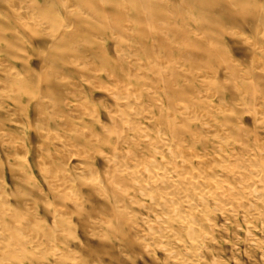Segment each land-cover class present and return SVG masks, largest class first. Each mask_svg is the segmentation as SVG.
Listing matches in <instances>:
<instances>
[{
    "label": "rangeland",
    "instance_id": "1",
    "mask_svg": "<svg viewBox=\"0 0 264 264\" xmlns=\"http://www.w3.org/2000/svg\"><path fill=\"white\" fill-rule=\"evenodd\" d=\"M44 1H46V0H43V2ZM75 1L76 0H72V1L71 0H51V2H49V3H51V5L48 6L49 8L46 7L49 10H47L45 8L46 10L45 9H43V11L39 10L40 11L39 12L38 10L37 11H31V9L29 10V8L30 7L32 8V6L34 5V3H35L34 0H0V91H1V93H0V105H1L0 106L1 107L0 108V114H2V117L0 116L1 117L0 123L6 124L5 129L0 130V132L2 131V133H0V137L1 136L3 137V139L0 138V168H1L0 169V189H1L0 190V193H1L0 194V203H1L0 204V217L2 218V219L0 218V221H1L0 222V246H1V248H0V264H4V263L5 264H54V263L55 264H117L118 262H119L118 264H175L177 262V259H178V257L176 258V254L180 255L178 262L176 264H196V263L198 264V262H199V264H264V203H263L264 198H262V196H264V185H262V184H264V182H263L264 177H261V176H264V146H263L264 145V118H263L264 117V22H262L264 20V0H247V1L242 0L241 3H243V5H241V3L240 4H233L229 9H226L223 7L221 8L222 4H220V3L222 1H219V0L216 2H213V3H210V4L207 1L203 2V0H200V3L198 4L199 7L195 4L200 9H198L195 6H189V9H187L188 6L185 4V2L183 0H174V1L173 0H156V1L153 0L155 7H149V9L147 7H143L144 12H142V10H141L142 7L139 9V6H138V8L136 9V7H137L136 5H135L136 7L134 9L133 8L134 4H133V6L130 5L131 0H116L119 4L122 5V7H124V9H123L120 6L121 11H119V9H117L116 7L115 8H112L113 6L111 7L110 3H113L115 0L114 1H112V0H107V1L106 0H97L95 2H92V1H84L83 2V0H78L77 2H75ZM243 1L244 2L246 1L248 6ZM11 2H13V3H11ZM117 2H114V3H117ZM123 2H127V4H125ZM156 2H158V4ZM161 2L163 4H165L166 8L164 7L163 4H160ZM134 3H136V2H134ZM106 4H108V5H106ZM123 4H125V6ZM126 5H127V7H126ZM128 5H130V6H128ZM160 5H163V6H160ZM218 5H220V6L216 7ZM237 5H240L241 7L238 6L239 7L238 8ZM175 6H177V7H175ZM243 6H244V9H242ZM158 7H159V9H158ZM125 8L129 9L128 10L129 12ZM175 8H176V10H175ZM217 8H220L219 9L220 11H218ZM147 9L150 10L149 12H151V10H152V12L149 13ZM156 9H157V11H156ZM201 9H205L208 12L205 10L203 11ZM262 9H263V11H262ZM132 10H134V11H132ZM139 10H140V12H139ZM158 10H160V11H158ZM254 10L255 11L258 10L257 11L258 15L253 14ZM135 11H136V15H135ZM216 11H218L219 13ZM112 12H115V13H112ZM156 12H158V13L161 12V13H163V15L162 14L156 15V17L158 16V19H156V20L154 19V21H153L152 15L157 14ZM166 12L169 13V15H170L169 18L167 16L168 13H166ZM198 12H201V13H198ZM261 12H262V14H261ZM109 13H111V14H109ZM121 13L123 16L121 15ZM140 13H143V14L141 15ZM211 13L212 14L215 13V15L214 14L212 15ZM217 13L219 15L221 14L222 18L224 17V19H226V21L223 19L226 24L219 23V21L217 19L219 17V15H217ZM79 14H82V16L84 17L83 20H82V16ZM113 14H115L114 16H116V17L119 15L118 17H120V18L114 17ZM144 14H146V16ZM75 15H76V17H74ZM126 15H127V17H126ZM128 15L131 19H129V21H126V20H128ZM132 15H135V16H132ZM137 15H140L141 17L140 16L138 17ZM161 15L164 17V19L161 17ZM165 15L168 19L165 17ZM204 15L206 18L204 17ZM209 16H211V18ZM124 17H125V19L126 18L127 19L125 20ZM143 17L146 20V22L144 21V19H142ZM159 17H161V18H159ZM202 17L205 18V20ZM138 18H141V20H143V21L142 22L138 21L139 20ZM121 19L125 20V22L120 21L121 22V24H120L119 20H121ZM150 19H152V20H150ZM169 19H171V20H169ZM158 20H159V22H158ZM163 20L164 21L168 20V21L166 23ZM208 20L212 21V22H209ZM230 20H232L233 22H230ZM133 21H135V22H133ZM160 21L162 23H160ZM205 21H207V22H205ZM137 22L139 24L141 23L140 25L142 27L144 26L142 29V32L145 31V29H146V30H148L149 33L151 32L150 33L151 35L149 33L147 34V31H146V33L143 32V34L140 33L141 26L138 25ZM154 22L159 23V24L156 25ZM213 22L218 23V26L216 23V27L219 29V31H218V29L216 30V27H214L215 30H211L213 28L212 26H215L212 24ZM77 23H80L79 26ZM136 23H137V25H136ZM142 23H144L145 25H143ZM200 23H202V24H200ZM205 24H206V26H205ZM221 24L223 26H221ZM80 25L82 27H80ZM123 25L125 26L124 28H123ZM147 25L150 26L151 30H150L149 26L147 27ZM133 26L135 29H132ZM209 28H211V29H209ZM85 29L87 30V32L89 31L90 33H87ZM137 29L139 30V32H136ZM206 29H207V31H206ZM81 30H85L86 33L83 34L84 31H82L83 32V33L81 32L82 35H81V33L78 34ZM174 30L175 31L177 30L175 35L173 34ZM178 31H179V33H178ZM68 33L72 37L67 38V35L69 36ZM76 33H77V35H76ZM138 33H139V35H138ZM185 34H187V35H185ZM88 35L91 36V38H88ZM122 35H124V37H126V39H129V40L127 41V40H125V38H122L123 37ZM127 35H129V37ZM73 36L76 38H73ZM84 36H86V37L84 38ZM145 36H147L149 38V40L147 38H145ZM162 36L164 37L165 42H163L164 39ZM175 36H177V37L175 38ZM132 37H135V38L132 39ZM161 37L163 39L162 41L160 40ZM153 38H155V43L152 42V40L154 41ZM166 38H169V39H166ZM209 38H211V39H209ZM61 39H62V41H61ZM135 39H137V40H135ZM145 39H147V40H145ZM145 44H146V46H147V44H149L147 47L152 46V47L148 48L150 51L147 49ZM154 44L157 46L154 47ZM58 45H59V47H58ZM56 46H57V48H61V49L57 50ZM139 48L142 49L143 51L140 50ZM174 48L176 50H174ZM52 49H53V52H54V50H55V52L56 51L57 52L52 53ZM136 49H139L140 52H138V50H136ZM153 50H154V52H153ZM155 51H156V53H155ZM203 51H205V52H203ZM150 52L154 56L150 55L151 54ZM186 53H187V56H186ZM156 54H157V56H155ZM181 55H182V57L185 55V57H183L184 60H183V58L179 57ZM157 59L160 60V62H159V64L161 63L160 65L158 64ZM131 62H133V64ZM148 63H150V64H148ZM155 63H157V64H155ZM180 63H182V64H180ZM127 64H129V66H127ZM91 65H93V66L91 67ZM131 65H133L132 69H130ZM156 65L160 66V67L158 68ZM124 66H126V67H124ZM149 66L151 67L152 73H151V71L148 70V68L150 69ZM161 66H164V67H161ZM176 66H177V70L175 69ZM134 67H135V69H139V70L135 71ZM153 67L155 68V70ZM156 67H157V69H156ZM89 68H91V69H89ZM178 68L180 69L179 71H178ZM188 68L192 71L188 70ZM133 69H134V71H133ZM173 69L175 71H178V72H175ZM131 70H132V73H131ZM138 71H140V72L138 73ZM135 72H137L138 74H136ZM153 72H155V74L156 73L157 74L155 75ZM162 72H163V75H161ZM179 72H181V74ZM190 72H192V73H190ZM107 73H109V74L112 73L111 76L117 75V76H120L123 78H126V75L132 74L133 77H135V78H133V77H131V78H133L134 80L137 79L140 82L139 85L141 87L139 85H137L136 82H132L131 84L133 86L129 85L128 87L121 84V86L126 88L125 89L126 91L132 92V94H130V100L132 103L131 105H133V106H129V108L127 107V108H125V109L123 108V109L127 110V111L129 110L128 113L132 112L131 110L133 108H135V110L138 109V111L133 110V113L135 111L134 114L133 113L128 114L125 111L127 113L125 115V112L123 111V114L125 117H127L128 115L130 116V118L132 117L129 120H132L133 118L134 119L137 118V120H135V121L132 120V122L134 121V122L138 123V124H136L133 122L136 126H138L136 129H135L136 126L134 124H131L132 126H135L133 128L131 126H130L131 128H129L127 124L125 126L123 125V128H125L124 130L125 131L127 130V133L131 137L134 136V138H135V140L131 139V141H130L131 143L132 142L133 143L130 144V146H128V147H130L128 150L129 153L127 151V149H128L127 146H122L121 147L122 151H119L120 149L118 151H116L114 149L116 147V145L114 144V138L116 136L118 138L122 133V131H120V130L118 133V131H116L117 127H115V121H118L122 118V115H121V118L117 119V118H119L122 111L119 110V111H121V112H119L118 109H116L114 107V104H115L114 98L115 97L118 98V96H120V98H121V97H123V95L125 96L126 91L124 90V88L120 87V85H119L120 83H118V85H116V83H114L112 81V80H115L114 77L109 78L110 75ZM141 73H142V75H141ZM143 73L146 77L147 82L150 78H153V79L152 80L150 79L151 81H149L148 83L146 81L144 82L145 77H144ZM147 73H149V75ZM168 73H169V75H168ZM177 73H178V75H181L182 77L176 76V79H175V74H177ZM188 73H190V74H188ZM139 74L141 75V77L138 76L139 78H136V76ZM16 75H18V76L21 75L22 77H24L26 79V84H25L26 92H25V95L23 97L22 102L21 101L18 102L14 99L15 94L10 92V89H9L11 84H7L6 82H4V80L7 77L16 76ZM156 76L160 77L161 79L156 78ZM162 76L165 77V79L162 78ZM205 76H207V78L209 77V79H207ZM147 77H149V79H147ZM167 77H168V81L169 80L170 81L175 80L174 83L176 82V85H175L176 89H178V90L181 89V91L186 92L189 95L190 94L192 95V97L190 96V98H188V100H187L186 105H188V106L184 105V102H178V105H177L178 109L179 108L181 109L180 117L182 116V114H184L187 117L192 118V125L193 126H192L191 132L193 131L192 134L195 135V137L197 138V140L194 142V144H192V146H190V144H189L192 142H188V141L184 142L186 145L182 144L183 147H186L184 149L182 148L183 149L182 152L184 153V156L186 157L185 158L186 162H185V160H184V162H183V160H178L179 170L181 169L180 172H182V170H183L182 167H184V165L192 168V165L194 164V168L192 169V172L193 173H194V171L196 173L199 172L198 174L195 173L197 176L200 174L202 175L201 172H203L205 170H206L205 173L209 172L208 175H205L203 172L204 177L205 176H206V178L208 177V180H209L208 181L206 179L207 180V182H206L205 178H204V180H202L203 175L197 177L192 172L188 173V171H183L185 178H191V179L194 178L195 180L198 178L196 181L194 180V182L198 183V186L199 185L202 186V184L205 186V184H204L205 182L207 183V185L212 184V181L214 183V177L212 178L211 176L216 177V174L219 176V177L217 176L216 179L218 178L223 182L225 181L224 183L223 182L221 183V182H219L220 180L215 179L217 182H216V184L214 183V186L219 185V187L215 186L211 191L213 192V190L215 189L214 191H217L216 193H218V196H216L215 193H213V194H211V198L209 197V200H208V196H209L211 191H207V190H209V188H212L213 185H212V187L208 186L207 187L208 189L206 187L202 188L203 186L202 187L199 186V189H197L195 191V194L197 193L196 197L198 196V198H199V199L197 198V200L199 202L198 204H200V207L197 204L196 209H195L197 211H195V210L193 211L194 216L192 217L191 215L188 214L186 216L185 220H180V221H177L171 217L172 216L171 215L172 210L169 209L170 210V211L168 210L169 212L167 210L163 211L161 208H159L155 204V202H153V201H155L156 197H158L159 195L147 193V192H149L148 188L150 187V185H152L151 181H152V183H155L154 181H156V180H162V179H160V177H162L163 179H164V177L167 179H171V177L173 176V174L171 173V170H168V169H171L170 167H172V168L174 167V165L172 164L174 161L173 160L174 155H172V154H175V151L177 149H175L176 147L172 146L173 142H172V136L170 135L171 131L169 133V126L167 127V125H168L167 122L169 120L173 119L174 115H171L173 112V110L171 108L169 109L168 106H167L168 108H166V102H165L166 98L163 97V96H165V94L161 90V87H163L162 85H164L165 81L167 80ZM186 77H188L189 79H187ZM47 79L49 81H52V83H54V84L58 83V85H61V87H64V89H65V87L68 88L67 91H64L65 94L74 90V92H76L77 95L75 97H72L73 100H71L72 99L71 96L69 98V97L61 95L60 93H58L56 90L52 89L51 87L49 88V86L47 85V82H46ZM157 79L161 82H158ZM141 80H142V82H141ZM177 80H179V81H177ZM106 81H108V82H106ZM154 81H155V83H154ZM70 82H71V84H70ZM156 82H158V83H156ZM178 83L181 86H179ZM181 83H184V84L186 83V84L183 85ZM112 84H113V86H112ZM159 84H160V86H159ZM235 84H237V86H235ZM78 85H79V87H78ZM114 85H115V87L116 86L117 87L119 86V87L115 88ZM151 85H153V87ZM107 86H109V89L112 87L111 91L109 90L110 92H108ZM137 86H139V88ZM142 86H143V88L145 86V88H144L145 92H144V89H142ZM192 86H193V88L195 87L194 89H196V90H194L192 88ZM76 88H77V90L75 91ZM120 88H121V90H124L123 91L124 93L122 91L119 92L118 89H120ZM150 88H151V91H150ZM4 89H6V91L8 93ZM114 89H115V91H117L116 93H115V91H112ZM238 89H239V91L240 90L241 91L239 92ZM136 90H137V92H136ZM147 90H149L150 92L149 91L146 92ZM156 90H157V92L159 90V93H157ZM142 91L144 92L143 94L145 96L147 95L146 97L149 100H151V99H150V97H148V95L151 96L152 99L155 98L154 99L155 101L154 100L152 101L153 105L152 104L149 105V103H152V102L151 101L149 102L147 100V98H145V96L144 97L139 96V95H143ZM111 92H112L111 95L113 98L110 95ZM113 92H114V94H117V95L114 96ZM118 92L120 94H118ZM208 93H209V95H208ZM214 93H215V95L212 96ZM137 94H139L138 97H137ZM158 94H160V96H162L160 98H163V99H160ZM201 94L202 95L204 94V97H202ZM195 95L198 99L196 97L194 98ZM110 97H111V101L113 102V103L111 102V104L109 103ZM221 97H222V99H218ZM137 98H138V100H136ZM38 99L39 100L41 99L43 101L44 107H46V108H44V111L45 110L46 111L45 112L42 111L45 115H42V113L40 115L38 114V116H40V117H38L37 115L34 114V110L36 107L35 105H37L40 102ZM158 99H160V100H158ZM195 99H197V100H195ZM209 99H211L212 102ZM35 100H37L38 102ZM157 101H159V103H160V101H162L163 103L161 102L160 105H158L159 103H157ZM188 101L191 104L188 103ZM208 101H210V102H208ZM133 102L136 105H134ZM138 104H142V106L138 105ZM137 105H138V107H136ZM156 105H157V107H156ZM211 105H212V107H211ZM152 106L156 107L155 109L161 108L163 110L159 109V112H157V110H154V108H152ZM162 106H164V107H162ZM183 106H186V108L184 107L185 109H183ZM189 106H190V108H189ZM192 106L194 107V109H191ZM86 108H87V110H86ZM199 108H200V110H199ZM66 109L68 110L69 113L71 112L72 115H70L68 113L69 116L66 117L68 115V114L65 115V113H67ZM75 109H78V110H75ZM146 109L149 111H147ZM150 109H152L154 111H152V113H150L151 112ZM189 109L191 111H189ZM214 109H215V111H214ZM63 110L65 111L64 113H63ZM71 110H74L76 113L74 114V112ZM115 110L118 111L117 114H116ZM139 110L141 113L139 112ZM166 110L167 111L172 110V112L170 111L171 112L170 113L168 111L169 112L168 113ZM110 111L112 114L110 113ZM112 111H114V112H112ZM199 111H202V112L200 114H198ZM216 111L217 112L219 111V112L217 113ZM223 111H225V112H223ZM106 112H107V114H105ZM148 112H149V114H152L154 117L150 116L148 114ZM205 112H206V115L208 112V115H209V116L207 115L208 117L205 115ZM113 113L116 114L117 117L114 116ZM145 113L148 114L149 118H148V116L146 117ZM159 113H161V114H159ZM110 114L113 116H110ZM141 114H143V115H141ZM213 114L215 115V117L216 116H218V117H216V118L213 117L214 116ZM7 115H8V117H7ZM91 115H93V116H91ZM137 115L138 116L141 115L142 118L140 116L138 117ZM165 115L169 118V120H166L168 118ZM234 115H235L236 119H235ZM71 116H74L75 119L73 117H72L73 118L72 119ZM210 116H211V118H209ZM206 117L209 119V121H207ZM7 118H8V120L9 119L12 120V121L9 120L11 123L8 122ZM78 118H81V119H78ZM128 118L129 117H127V119ZM138 118H140L139 120H142V121H139ZM144 118H145V120H144ZM152 118H155V119L152 120ZM237 118L240 120H238ZM110 119H112V120H110ZM158 119H160V120H158ZM143 120H144V122H143ZM211 120L213 123H211ZM218 120L220 122H218ZM111 121L114 122V127L116 129L112 128L113 130H110L109 131L110 134H109L108 129L113 127L111 125L112 124ZM153 121L154 122L160 121L159 122L160 125L157 122H155V125H154ZM221 121H222V123H221ZM233 121H235V122H233ZM59 122L61 124H59ZM64 122H66V123H64ZM142 122L145 124V126H144V124H141ZM206 122L207 123L209 122L210 125L206 124ZM199 123L200 124L203 123L202 124L203 126L202 125L200 126ZM217 123H219V124H217ZM229 123H230V125H231V123L232 124L235 123L234 124L235 126L234 125L230 126ZM62 124H65L66 126L65 125L62 126ZM102 124H105L106 126L105 125L103 126ZM156 124H158L159 126H161L162 124L163 125L161 126V129H160V127ZM220 124H222L221 125L222 127H220ZM100 125H102V127ZM211 125L214 128H212ZM126 126L129 129V131L126 128ZM146 126H147V128H144ZM139 127H141V129ZM203 127H204V129H203ZM9 128H10V130H9ZM91 128H92V131H90ZM98 128L100 131L99 134H101V132L102 133L104 132L105 134L103 133L104 134L103 136H105L106 138H107V134H108L110 137V138L108 137L110 139V141L108 140L109 142L106 144L102 138V141L105 145H103L101 143L100 144L98 143L97 145H93V146H92V144L89 145V143H91L92 141L94 142V140L101 139L102 135L98 137V135H99L98 134V132H99ZM123 128H121V129H123ZM153 128H154V130H150ZM196 128H200V129H196ZM208 128L212 131L208 130ZM222 129H224V130H222ZM230 129H232V130L235 129L233 132H235L234 135L237 134L236 137L238 139L233 135V133L231 132L232 130L230 131ZM33 130H35V131H33ZM105 130H106V132H105ZM124 130H123V133L125 132ZM143 130L146 132H143ZM199 130H201V131H199ZM221 130H222V132H221ZM74 131L77 133H75ZM93 131H95V132H93ZM114 131H116L120 135L119 136L116 135L117 133ZM150 131L153 133H150ZM202 131L203 132L206 131V132L203 133ZM213 131H217L216 132V136L218 134L217 137H215V135H214L215 132H213ZM79 132L83 135V137ZM162 132H164V134H166L167 139L166 138L164 139V137L162 136L164 134H162ZM78 133L80 134V136ZM144 133H145V136H144ZM146 133L149 135V137L151 135V138H149L147 135L148 139H146L147 138ZM157 133H160L159 135H161V136H159ZM197 133L199 134L200 137L198 136ZM211 134L214 136H212ZM222 134L226 138H224V136ZM138 135H139V138H138ZM205 135H206V137L204 138L203 136H205ZM243 135L245 138L242 137ZM40 136H42V138ZM71 136L74 137L73 138L74 140L72 139ZM76 136L77 137L79 136V138H77ZM86 136H88V137H86ZM142 136L146 137L145 140H144V137H142ZM209 136H210V138H207ZM233 136L235 137L234 140L232 139ZM96 137H98V138H96ZM202 137H203V139H202ZM256 137H258V138L255 139ZM69 138H71V139H69ZM76 138H77V140H75ZM93 138H94V140H93ZM117 138L115 139L116 141H117ZM216 138L219 140H216ZM222 138H224V140ZM151 139H153L154 141H156L158 139L160 143H161V140L163 139L161 145H163V143L165 142L168 144L167 147L169 146V150H171V151L173 149L175 150V151L173 150V152H169L168 148H167V149H165V151L163 153L164 156L166 155L165 156L166 162L169 161V163H171L170 165H172V166H167L164 163L165 160L162 159L164 157L162 154H157L159 156L155 155L153 158L151 156H146L147 158L142 157L143 160H141V157H137L139 164H138V161L135 163V161H136L135 159H137V158L134 157V155H136V152H138L140 149L144 148L145 146H148V147L153 146L152 148H155V147L160 145V143L156 144L158 142V140L156 141V143L153 142L154 144L153 143L151 144V142H152ZM3 140H4V142H1ZM29 140H30V142H29ZM72 140L75 142L73 143ZM198 140H200V142ZM204 140H205V142L207 140V142L205 144L209 143V147H208V144L205 146V144L203 143ZM149 141H150V143H149ZM214 141H216V142H214ZM225 141H226V143H225ZM241 141H243V142H241ZM65 142H67V143H65ZM137 142L140 144H138ZM197 142H198V144H196ZM75 143H76V145H75ZM135 143H137L138 145H136ZM147 143H149V144H147ZM165 143H164V145H165ZM199 143H200V145H199ZM201 143H203L204 145L203 144L202 145L207 147V148H204L201 145ZM242 143H243V145H242ZM216 144H218L220 147ZM228 144L230 147H228ZM133 145H136V146L134 147ZM142 145H143V147H142ZM187 145L189 146V148L193 147L190 149L192 150L191 152L194 151L195 153L201 152L202 149H206V150L208 149L207 151H205V150H202V151H203V153L205 152L207 154V157L210 156V157H208L209 162L210 161L212 162L213 158H214L213 161L216 160L218 155H220V158L223 155L224 157L220 159V160H222L221 162H219L218 158H217L218 161L216 160L213 163L210 162L211 166L213 165L211 168L216 173L212 169L210 170L208 168V166L210 167V165L206 163V161H207L206 156H201L203 154L202 152H201V154L198 153V155H196L197 158L195 159L194 155H192L194 157H192L190 155L191 152H190V149L187 147ZM211 145L213 147L216 146V149L214 147V149L212 150L213 152L211 151V149H212ZM256 145L258 148L256 147ZM88 146L89 147L92 146L91 148H89V151L87 149ZM137 146L138 147L140 146L139 149ZM240 146H241V149H240ZM172 147H174V148H172ZM221 147H224L223 148L224 150ZM231 147H232V150L230 149ZM92 148L94 149V151ZM103 148H105V149H103ZM135 148L138 151H136ZM170 148H172V149H170ZM219 148H221L222 151L221 150H219V152L216 151ZM236 148H237L238 152L240 150L243 151L242 152L243 154H241V151H240V153H237ZM242 148L244 150H242ZM254 148L256 150H254ZM109 149L110 150L113 149L114 152H112V153L117 154V155H114L115 156L114 157L113 154H109V153H111V152H109L110 151ZM131 149L133 152L135 150L134 155L132 154ZM90 150L93 152H91ZM100 150L103 151L102 154H101ZM125 150L129 154L128 155L126 153L127 156H130V154L133 155V156H131L132 158L129 157L130 158L129 159L124 154ZM184 150H187V151L189 150V152L184 151ZM141 151H139V155H140ZM83 152H84V154H83ZM121 152H122V154H121ZM186 152L189 155V158H191V157L193 158V162H194L193 164H192V160H188L189 158L187 157L188 155L186 154ZM194 152H193V154H195ZM208 152H209V154H208ZM257 152H259V154ZM103 153H104V155L106 154V158L103 155ZM118 153H119V155H118ZM165 153H167V154H165ZM168 153L169 154L171 153L170 155H172L173 157L170 158ZM214 153L216 154L215 155L216 157L214 156ZM65 154H66V156H65ZM120 154H121V156L124 154L123 156H125V159L124 158L123 159L125 161L123 160L121 162L122 164H117L118 162L121 161V159L123 157V156L119 157ZM229 154H230V156H228ZM244 154H247V155H244ZM252 154L253 155L255 154L256 157L253 156ZM88 155H89V157H88L89 159L86 158ZM160 155H162V156H160ZM231 155H233V156L235 155V156L233 157ZM257 155H259V156H257ZM84 156H86V157H84ZM91 156L94 157L95 160ZM116 156H118V158H121V159H118L119 160L118 162H116L117 161ZM65 157H69V158L66 159ZM113 157H114V159L116 158V160H115L116 166L119 165L120 167L122 166L123 168H125V167H132L131 164H135L134 166L137 167V169L134 168V166L132 167V169L134 168V170L136 169V171H138V169H139L140 173H139V171L137 173L139 175L141 174L140 177H139V175L136 176L137 175L136 171H134V170H133L134 172L131 171L132 176L134 177V178H132L133 181L131 180V182H129L128 184L123 183L122 184L123 186L118 185L115 182H112L114 180L111 177V175H112L111 173L109 175L110 180L107 179L108 177H106V176L109 172H107V167H106L107 162L104 159L109 160L111 158L113 159ZM203 157H205V159ZM259 157H261V160L259 159ZM198 158L200 159L199 160L200 163L197 160ZM224 158L226 159V161ZM243 158L245 160H248L249 158H251V159H249L246 163ZM254 158L258 162H260L261 164L257 163ZM114 159L112 161H114ZM144 159L146 161H144ZM152 159H154V160L156 159L159 162L161 161L160 163L165 164V165L164 166L161 165L158 161H156L157 164H155V162H152V161H154ZM252 159L255 160V162L252 161ZM201 160H204V163H206L207 165L205 166V164H204V167H203V165L201 164L203 161H201ZM227 160H229L230 162L229 161L227 162ZM236 160L238 161L237 163L235 162ZM240 160L242 161V163ZM129 161H131L130 165H128ZM147 161H148V164L151 167V169L153 168L157 171L158 175L157 174L156 175H157L158 179L155 178L154 174H153L152 178L151 177L144 178L146 171H149L148 169H150V168H148L147 163L145 164V162H147ZM187 161L188 162L190 161L191 163H189V165H188ZM126 162L128 163L127 164L128 166H126ZM141 162H143V163H141ZM195 162L196 163L198 162L199 166L197 164H195ZM215 162H216V164H215ZM226 162L228 164H226ZM248 162H249V165H248ZM253 162H254V164L257 163L256 165L260 164V166H261V167L259 166L261 169L260 175L258 174L259 173V170H258L259 167L258 166H256V165H255L256 167L253 166V168H255V169L252 171L253 168L251 167L252 166L251 163H253ZM181 163H182V167H180ZM183 163H185V164L183 165ZM230 163H231V165H229ZM232 163H234V164L240 163L241 165H243V164L244 165H243V167H241V165L238 164L240 166L239 167L238 165L233 166ZM1 164H3L2 167H1ZM8 164H9V166H8ZM140 164H142V166ZM167 164H168V162H167ZM200 164L202 165V167L204 169L201 167ZM75 165L78 167L82 166L85 169H82V167L78 168ZM196 165H197V168H196ZM226 165H229L228 167H230V168H227ZM72 166H73V168H72ZM104 166H105V168H104ZM140 166H141V168H140ZM144 166H147L145 168H148V169L144 170L145 169V168H143ZM224 166L226 167V169ZM62 167H65V168H63L65 172L61 171ZM86 167H87V169H86ZM161 167H163V168H161ZM218 167H219V169H218ZM245 167L247 170L245 169ZM60 168H61V170H60ZM198 168L202 169V170L199 171ZM233 168H235V169L232 170ZM236 168H238V170H240V172ZM256 168H258V169L256 170ZM3 169L7 170V173L5 174L6 176L3 175V173H2ZM140 169H142V170H140ZM163 169L168 170V173H166L167 172L166 170L164 171L166 173L165 176H163V173H162ZM223 169H225V171ZM227 169L229 170V172L227 171ZM160 170H161V172H160ZM172 170H174V168ZM230 170L233 171L232 175L229 174L231 172ZM243 170H244V172H243ZM10 171L13 173V177L11 176L12 174L10 173ZM59 171H61L60 172L61 174L60 173L58 174ZM70 171H72V172L70 173ZM142 171L145 172V174L142 175ZM151 171H149V172H151ZM211 171H213L214 174L212 173V175H211ZM222 171L224 172V174ZM235 171H238V173H241V174H238V173L236 174V173H234ZM248 171H251V172H248ZM254 171H255V173L258 174L256 177V178H258L257 182L255 180L256 179L255 176L254 177L253 176L248 177L249 173H250L249 176H251V173L252 172L254 173ZM55 172L57 173V175H55L56 174ZM76 172L80 173V174H77ZM81 172H84L85 174L81 173ZM186 173H187V175L188 174L189 175L187 176ZM242 173H244L243 176H241ZM71 174H74L75 177ZM81 174L84 176H81ZM222 174L225 175L224 178H222L223 177ZM190 175L193 177H191ZM50 176L51 177L53 176V179L48 178ZM57 176H58L59 180H57L58 179ZM76 176H77L78 180L80 179L78 182L76 181V179H77ZM100 176H101V178H100ZM141 176H143V177H141ZM146 176L148 177L147 174H146ZM209 176L211 179H209ZM239 176H241V178H239ZM73 177H74V179H73ZM232 177L233 178L235 177V178L233 179ZM142 178H144V179H142ZM236 178L238 181L237 180L235 181ZM249 178L253 182L251 185L248 184L251 182V180ZM199 179H201L200 181H202V182L205 181V182L202 184H199ZM246 179H247V181L245 182ZM50 180L52 181V184H51ZM97 180H98V182L96 183ZM103 180L107 181V182L106 183L102 182V185H101V181H103ZM135 180H137V181L139 180L142 183L138 181L139 186H137V183H136L137 181H135ZM241 180H242V182H240ZM86 181H88V182L86 183ZM90 181H91V183H90ZM144 181H145V183L147 182L146 195L144 193L145 189H146V187H145L146 184L144 183ZM192 181H193V179H192ZM248 181H250V182H248ZM81 182H83V183H81ZM209 182H211V183H209ZM255 182L258 184L257 186L256 185L253 186V184H256ZM92 183H93V185H92ZM107 183H110L109 185L111 186V189H110L109 185H107ZM111 183H114V184H111ZM135 183H136V185H133ZM148 183H149V185H148ZM230 183H231V185H230ZM237 183L238 184H241V183L245 184L246 183V184L238 186ZM73 184H75V185H73ZM104 184H106V185H104ZM224 184H226V185H224ZM62 185H64V186H62ZM68 185H69V187H68ZM117 185L122 186L121 190L117 189L118 188ZM130 185H132V186H130ZM90 186H95L97 188L93 189ZM115 186H116V189H115ZM125 186L128 188H130V187L131 188L127 190V188H125ZM140 186H142V188ZM63 187H64V191L62 193ZM104 187H107V188H105V190H104ZM112 187L114 188V190H112L113 189ZM133 187H135V188H133ZM143 187L145 188L144 190H143ZM220 187L223 190H224V188H227V189H225L228 192L227 195H226V191L223 192V193H225L224 195H226L227 197H225L224 195H221V194H220L221 196H219V192L221 193V191H223L220 189V191L218 192V189ZM243 187H244V189H243ZM51 188L56 189V192H58L61 196H63L62 200H59L58 198L56 200V198L53 197V194L50 191ZM251 188H253V189H251ZM125 189L127 191H129L130 198L132 197L131 199H133L134 202L136 201L137 198L139 200L137 199L136 203H132L131 199L128 198L129 194H128V196H126L127 191ZM200 189H203V190H200ZM232 189H234L235 192ZM255 189H256V191H255ZM258 189H259V191H261L260 193L263 192L262 195L258 193ZM102 190H104L105 192ZM251 190H253L254 192ZM116 191H117V194L115 193ZM136 191H138V193ZM201 191L202 192L206 191L209 193L207 195L206 192H203L206 194L205 197H203L204 195H202L203 193H201ZM248 191L250 192V194ZM43 192H44V194H43ZM97 192H99V193H97ZM111 192H114L115 194L114 193L113 194L115 196H112ZM139 192L140 193L143 192L144 195L140 194ZM236 192H237V194H236ZM242 192H244V194H248L247 199H245L246 201H248L247 203L245 202V200L241 199L242 197H240V195H238V194H241V196H243V199H244V196H246V195H244ZM50 193H51V195H50ZM118 193L120 195L122 194V196H120ZM68 194H70V195H68ZM88 194L89 195L92 194L94 196V199L91 200L90 196ZM108 194L110 196H112L110 203L108 202V200L106 198L108 196ZM150 194H151V197H153V198H151L149 196ZM250 195H252V197ZM143 196H146V198ZM170 196H171V198L174 197L173 192L171 195H160L158 197V199H156V200H158V201H156V203L160 202L159 200H161V199H159V198H162V197L165 201H168V199L170 200ZM235 196H236V198H235ZM116 197L117 198L119 197V199H121V201L123 200L122 201L123 203L120 202V200L117 199ZM200 197L203 199V201ZM228 197H232V198L228 199ZM238 197H240L241 200L237 199ZM4 198H5V201H4ZM204 198L206 199V201ZM223 198L226 199L227 202L221 201ZM252 198H253V200H252ZM200 199H201V201H200ZM210 199L213 202L215 201V203H217L216 201L218 199V204L220 203V205L215 204V203L212 204ZM219 199H220V201H219ZM113 200H115V201H113ZM127 200H128V202H127ZM129 200H130V202H129ZM150 200H153V201L149 202ZM207 200H208V202H207ZM18 201L19 202L24 201L28 205H19V204H17ZM83 201H85V202H83ZM139 201H140V205L142 204V207L139 206V204L137 203ZM251 201H253V202H251ZM5 202H9L10 204H12L13 207L9 206L7 204H4ZM203 202H205L206 204H208V203H211V204L205 205V203H203ZM222 202H223V204H224V202H226L225 203L226 205L224 206V210L226 208V211H227V209H229L231 206L232 208H234L233 211L230 208V210L227 211V214L225 213L224 210H223L224 211V213H223V211H221L223 209ZM237 202H239V203H237ZM107 203H109V204H107ZM111 203H113V204L110 205ZM127 203L128 204L131 203L132 205L136 204V205L131 207L132 205L130 204L131 206L129 208ZM150 203H154V204L152 205ZM202 203H203L202 208H204V206H205V208L209 207L210 209L208 208V210H207V208H206V209H203V211H202V208H201ZM231 203H232V205H231ZM233 203H234V206H233ZM241 203H242V205H240ZM244 203H246V204H244ZM80 204H82V205H80ZM149 205H152V207H150ZM213 205H214V207H216V209L213 208ZM253 205H255L254 208H251V207H253ZM103 206H105V207H103ZM106 206H108V207H106ZM145 206H147V209L145 208ZM219 206H220V209L218 208ZM242 206H243V208H240ZM28 207H30V208H28ZM87 207H88V209H87ZM113 207L118 208L117 210H119V212L122 214H123V211L125 210L124 215L126 218L124 219V217H123L122 221L120 223H118V222L121 219H119L115 215L113 216V213L111 212ZM124 207L125 208L127 207V208L125 209ZM136 207L137 208L141 207V208L137 209ZM154 207H156L157 209H155ZM245 207H246V210H245ZM255 207H257V208H255ZM79 208H82V209L78 210ZM143 208H145V209H143ZM153 208L156 210L155 213H154L155 210ZM200 208H201V212L199 211ZM239 208L241 211L238 210ZM5 209H6V211H8V213L13 215V216L12 215L10 216V214L7 213V216H10V218L12 217V219H9L7 216L2 215V213L5 212ZM84 209H87V211ZM91 209L97 210L100 213L99 214H90V212L92 211ZM158 209H159V211H158ZM253 209H256V210H253ZM56 210H58V212ZM65 210H67V211H65ZM205 210H207V211H205ZM211 210H212V212L215 210V212L213 213L214 215H212ZM235 210H237V211L234 212ZM80 211H81V213H80ZM83 211H84V213H87V214L82 215ZM129 211H131L132 213ZM137 211H139V214L137 213ZM152 211L154 214L152 213ZM160 211L161 212L163 211V213H161ZM242 211L243 212L245 211V212L243 213ZM66 212H67V214H66ZM75 212H77V213H75ZM167 212L170 214H168ZM204 212H206V213H204ZM240 212L242 214H240ZM53 213L55 215L54 218H53V216H54ZM57 213H61V214L59 215ZM68 213H70V214H68ZM160 213L162 215V219H161ZM197 213H199V214H197ZM207 213L210 214L211 216L206 215ZM250 213H253V214H250ZM56 214H57V217H56ZM128 214L131 216L129 217ZM164 214H166V215H164ZM235 214H238V215L235 216ZM243 214H245L246 216ZM260 214H261V217H259ZM99 215H101V216H99ZM109 215H111V217ZM134 215H136V216L134 217ZM146 215H148V216H146ZM152 215H154V217ZM24 216H25V218H24ZM62 216H63V218H61ZM89 216L93 217V219L92 218L90 219ZM105 216H106V218H104ZM140 216L142 218H140ZM188 216H190V217H188ZM195 216H197L196 219L194 218ZM204 216H205V218H204ZM208 216H210V217H208ZM114 217H116V218H114ZM187 217L192 219L194 221V224H192L193 221L188 220ZM201 217H203V220L200 222L199 219H201ZM21 218H22V220H21ZM102 218H103V220H102ZM109 218H113V219H109ZM117 218H118V220H117ZM171 218L173 219V221L177 222V224L180 223L179 226L177 224H174L175 222L173 223ZM206 218H208L207 221H206ZM3 219L5 220V224L3 223L4 222ZM78 219H80V221H78ZM97 219H98V221H97ZM126 219L128 221L125 222ZM142 219L147 220L148 223L145 220H144L145 221V223H144V221ZM28 220H29V222H27ZM116 220L118 222H116ZM167 220L172 221V223L174 225L171 224V222H169L170 224H167L166 223V222H168ZM185 221L187 223L189 222L188 223L189 225L191 224L189 226L190 228H188V226H187L188 224H186ZM122 222H124V223H122ZM142 222L144 224H146V226H147V224L149 226L146 227ZM203 222H205L204 225L202 224ZM9 223L11 225H9ZM27 223L28 224L30 223L29 224L30 228L28 225V229H26ZM136 223H137V225H136ZM161 223L163 224V226H165V227L167 226V227L162 228ZM123 224H125L126 227H124ZM133 224H135L136 226L134 227ZM200 224H202V225H200ZM208 224H210V225H208ZM154 225H155V228H154ZM176 225H177V228L181 226L180 227L181 230H178L176 228ZM193 225H194V227L203 226V228H200L201 229L200 230L199 227H197V229H196V228L192 227ZM14 226L15 227L19 226V227L15 228ZM127 226H128V229H127ZM168 226H169V228H168ZM182 226H183V228H182ZM110 227L111 228L113 227L112 228L113 232L111 231ZM138 227L139 228L141 227L140 229H144V230L140 231V229H138ZM149 227L151 229L154 228L155 231L152 229L153 231L150 230V232H149ZM156 227H158V230L161 228L159 232H157L158 230H156L157 229ZM191 227L193 229H196V232H194V230ZM19 228H20V230L22 228V230L19 231ZM83 228H84V230H83ZM172 228H173L174 233L176 232L177 234H179V232H180L181 235L180 234L177 235L175 233V235L177 236V237L175 236L176 239L168 240L169 235L171 234L170 232H172V234L174 235L173 231H170V232L168 231ZM174 228L176 229V231ZM17 229L19 232L17 231ZM57 229H59V230H57ZM166 229L169 232V234H167L168 232L166 231ZM71 230H73V231H71ZM134 230H136V231L134 232ZM184 230H185V233H184ZM186 230H188V232L190 233V234L188 233V236L189 235L194 236V238L191 236L193 239H191V237H189L190 238V240H189V238L187 237V234H186L187 233ZM198 230L199 231L203 230L202 234ZM204 230L206 231L205 233H204ZM127 231H129V232L127 233ZM163 231H164V233H163ZM177 231H179V232H177ZM20 232H23L25 234L21 233V235H20ZM161 232H162V234H161ZM54 233H55V235H54ZM122 233H124V234H122ZM140 233L141 234L145 233L144 234L145 236L141 235ZM157 233L158 234L160 233L162 236L160 234H159L160 236L157 235ZM32 234L34 236H32ZM49 234H51V237L49 236ZM73 234H75V235H73ZM125 234H126V236L123 239V236ZM147 234H148V236H147ZM151 234H153V235H151ZM165 234H167V235H165ZM172 234H171V236L174 237ZM184 235L186 237H184ZM28 236H30V237H28ZM52 236H53V238H52ZM155 236H156V238H155ZM167 236H168V238H167ZM199 236H201V237H199ZM150 237H152L153 240H151L152 238L150 239ZM163 237H164V239H163ZM38 238L40 239V241L38 240ZM159 238H161V240H159ZM178 238H179V240H178ZM199 238H202L203 240L201 239V241H199L198 240ZM28 239H30L29 240L30 242H28ZM147 239H148V241H147ZM165 239L167 241L163 242ZM195 239H197V241H199V244H197L198 242ZM24 240H25L26 246L24 245ZM26 240H27L28 244H26L27 243ZM124 240L127 242H129V240H133V241H136L135 243H137V244H135L132 241V243L129 242V244L127 246H123L127 243V242L124 243L125 242ZM188 240H189V242H188ZM38 241H39L40 245L36 244V243H38ZM169 241H170V243H169ZM175 241H178V242H175ZM183 241H184V243L181 244V242H183ZM51 242H52V244H51ZM190 242H191V245H190ZM146 243L149 245H147ZM200 243H201V245H200ZM132 244L134 245L133 249L130 248V246ZM141 244H142V246H141ZM179 244L182 247H180ZM192 244H193V249H191ZM195 244H197V245L195 246ZM12 245H14L15 247ZM37 245H38V247H37ZM120 246H122L123 248ZM172 247H174L173 250H172ZM186 247L189 249V251L191 250L190 252L192 253L193 256L191 255L190 252H187L188 249H186ZM194 247H197V248H194ZM110 248L112 251L110 250ZM165 248H166V251L168 252V255H167V252L164 251ZM208 248H210V249H208ZM31 249H33V251ZM174 249H178V250H174ZM173 251H175V252H173ZM195 251L196 252L200 251L199 252L200 254L198 253V256H196L195 254H197V253L194 254ZM139 252H141V253H139ZM26 253L29 255H27ZM180 253H182L183 259H185L187 257L188 258L186 260H183L181 258ZM183 253H185V254L183 255ZM115 254H116V256H115ZM141 254H142V256H141ZM190 255L192 256L191 259H190ZM171 256H173V257L175 256L174 259H172ZM26 258H28V259H26ZM199 259L202 261H200ZM55 260H56V262H55ZM174 260H176V262ZM195 260H196V263H193V261L195 262ZM187 261H190V262H187Z\"/></svg>",
    "mask_w": 264,
    "mask_h": 264
},
{
    "label": "bare ground",
    "instance_id": "2",
    "mask_svg": "<svg viewBox=\"0 0 264 264\" xmlns=\"http://www.w3.org/2000/svg\"><path fill=\"white\" fill-rule=\"evenodd\" d=\"M34 1H35V3H34V5L32 6V8H31V7L29 8V10L31 9V11H37V10H38V11H39V10H42V11H43V9H45L46 7H48V6L51 5V3H49V2H51V0H46V1H44V2H43V0H34ZM71 1H72V0H71ZM77 1H78V0H76L75 2H77ZM84 1H92V2H95V1H97V0H83V2H84ZM106 1H107V0H106ZM112 1H114V0H112ZM112 1H111V2H112ZM154 1H156V0H154ZM154 1H153V0H131V4H130V5L133 6V4H134V7H133L134 9H135L136 6H137L136 9L138 8V6H139V9L142 7L141 10H142V12H144V11H143V7H147L148 9H149V7H155V6H154V5H155V4H154ZM173 1H174V0H173ZM183 1H184L185 4L188 6L187 9H189V6H195V7H197L198 4L200 3V0H183ZM198 1H199V2H198ZM204 1H205V2L207 1V2H209V4H210V3L216 2V1H218V0H203V2H204ZM219 1H222V2L220 3V4L223 5V6L221 5V8L223 7V8H226V9H229L233 4H240V3L242 2V0H219ZM246 1H247V0H246ZM246 1H245V2L243 1V2H244L245 4H247ZM73 2H74V1H73ZM114 2H117V1L115 0ZM114 2H113V3H110V2H109V3L111 4V7L113 6L112 8H115V7H116L117 9H119V11H121V10H120V6H121V8L124 9V7H122L121 4H119L118 2H117V3H114ZM128 2H129V1H128ZM132 2H133V3H132ZM134 2H136V3H134ZM177 2H178V1H177ZM11 3H13V2H11ZM70 3H71V2H70ZM123 3L127 4V2H123ZM156 3L158 4V2H156ZM174 3H175V2H174ZM125 4H123V5L125 6ZM160 4H163V3L161 2ZM175 4H176V3H175ZM195 4H196L197 6H196ZM106 5H108V4H106ZM130 5H128V6H130ZM135 5H136V6H135ZM163 5H164V7L166 8L165 4H163ZM163 5H160V6H163ZM177 5H178V4H177ZM186 5H185V6H186ZM241 5H243V3H241ZM185 6H184V7H185ZM219 6H220V5H218V6H216V7H219ZM234 6H235V5H234ZM238 6H240V5H237V7H238ZM247 6H248V4H247ZM72 7H73V6H72ZM109 7H110V6H109ZM118 7H119V8H118ZM126 7H127V5H126ZM175 7H177V6H175ZM178 7H179V6H178ZM198 7H199V6H198ZM198 7H197V8H198ZM240 7H241V6H240ZM48 8H49V7H48ZM179 8H180V7H179ZM202 8H203V7H202ZM232 8H233V7H232ZM232 8H231V9H232ZM238 8H239V7H238ZM254 8H255V7H254ZM254 8H253V9H254ZM25 9H26V8H25ZM46 9H47V8H46ZM46 9H45V10H46ZM125 9H126V8H125ZM148 9H147V10H148ZM158 9H159V7H158ZM160 9H161V8H160ZM180 9H181V8H180ZM185 9H186V8H185ZM198 9H200V8H198ZM217 9H218V11H220V10H219L220 8H217ZM233 9H234V8H233ZM242 9H244V6H243ZM258 9H259V8H258ZM47 10H49V9H47ZM126 10L128 11L129 9H126ZM175 10H176V8H175ZM178 10H179V9H178ZM182 10H183V9H182ZM182 10H181V11H182ZM201 10L204 11L205 9H201ZM214 10H215V9H214ZM221 10H222V9H221ZM255 10H256V9H255ZM255 10H254L255 13L253 12V14H257V11H258V10H257V11H255ZM116 11H117V10H116ZM132 11H134V10H132ZM149 11H150V10H148V12H149ZM156 11H157V9H156ZM158 11H160V10H158ZM161 11H162V10H161ZM205 11H207V10H205ZM218 11H216V12H218ZM223 11H224V10H223ZM225 11H226V10H225ZM262 11H263V9H262ZM39 12H40V11H39ZM125 12H126V11H125ZM125 12H124V13H125ZM128 12H129V11H128ZM128 12H127V13H128ZM139 12H140V10H139ZM139 12H138V13H139ZM151 12H152V10H151ZM151 12H149V13H151ZM162 12H163V11H162ZM175 12H176V11H175ZM207 12H208V11H207ZM216 12H215V13H216ZM107 13H108V12H107ZM112 13H115V12H112ZM116 13H117V12H116ZM127 13H126V14H127ZM131 13H132V12H131ZM156 13H157V14L152 15V16H153V18H152L153 21H154V19H155V20L158 19V16L156 17V15H160V14L163 15V13H161V12H160V13L156 12ZM166 13H168V12H166ZM179 13H180V12H179ZM198 13H201V12H198ZM209 13H210V12H209ZM215 13H213V14L215 15ZM218 13H219V12H218ZM218 13H217V15H219ZM221 13H222V12H221ZM41 14H42V13H41ZM48 14H49V13H48ZM109 14H111V13H109ZM140 14L142 15L143 13H140ZM171 14H172V13H171ZM211 14H212V13H211ZM213 14H212V15H213ZM243 14H244V13H243ZM261 14H262V12H261ZM50 15H51V14H50ZM76 15H77V14H76ZM76 15H75L74 17H76ZM79 15L82 16V14H79ZM114 15H115V14H113V16H114ZM121 15H122V13H121ZM135 15H136V11H135ZM135 15H132V16H135ZM144 15L146 16V14H144ZM162 15H161V17L164 19V17H163ZM199 15H200V14H199ZM202 15H203V14H202ZM212 15H211V16H212ZM257 15H258V14H257ZM81 16H80V17H81ZM103 16H104V15H103ZM118 16H119V15H118ZM118 16H117V17L114 16V17H116V18H120V17H118ZM122 16H123V15H122ZM132 16H131V17H132ZM137 16L139 17L140 15H137ZM137 16H136V17H137ZM167 16H168V18L170 17L169 13L167 14ZM175 16H176V15H175ZM211 16H209V17L211 18ZM52 17H53V16H52ZM52 17H51V18H52ZM77 17H78V16H77ZM126 17H127V15H126ZM140 17H141V16H140ZM150 17H151V16H150ZM155 17H156V18H155ZM161 17H159V18H161ZM165 17H166V15H165ZM204 17H205V15H204ZM215 17H216V16H215ZM83 18H84V17L82 16V20H83ZM166 18H167V17H166ZM166 18H165V19H166ZM168 18H167V19H168ZM202 18H203V17H202ZM205 18H206V17H205ZM205 18H203V19L205 20ZM221 18H222V16H221V14H220L219 17L217 18L218 21H219V23H224V24H226V23H225L226 19H224V17H223L222 19H221ZM33 19H34V18H33ZM124 19H125V17H124ZM126 19H127V18H126ZM126 19H125V20H126ZM129 19H131V18H130L129 15H128V20H126V21H129ZM138 19H139L138 21H140V22L143 21V20H141V18H138ZM142 19H144V17H143ZM152 19H150V20H152ZM223 19H224L225 21H224ZM261 19H262V18H261ZM72 20H73V19H72ZM84 20H85V19H84ZM125 20H122V19H121V20H119V22H120V21H121V22H125ZM132 20H133V19H132ZM159 20H160V19H159ZM159 20H158V22H159ZM169 20H171V19H169ZM262 20H263V19H262ZM74 21H75V20H74ZM144 21L146 22L145 19H144ZM153 21H152V22H153ZM163 21H164V20H163ZM167 21H168V20H166V21H164V22L167 23ZM175 21H176V20H175ZM200 21H201V20H200ZM208 21H209V20H208ZM223 21H224V22H223ZM76 22H77V21H76ZM78 22H79V21H78ZM121 22H120V24H121ZM133 22H135V21H133ZM170 22H171V21H170ZM205 22H207V21H205ZM209 22H212V21H209ZM230 22H233V21L230 20ZM254 22H255V21H254ZM259 22H260V21H259ZM262 22H264V20H263ZM116 23H117V22H116ZM137 23H138V22H137ZM137 23H136V25H137ZM154 23H155V22H154ZM154 23H153V24H154ZM160 23H162V22L160 21ZM214 23H215V22H213L212 24L215 25V26H212V25H211L213 28L211 27L212 29H211V28H209V29H211V30H215L214 27H216V23H217V22H216L215 24H214ZM234 23H235V22H234ZM77 24H78V26H79L80 23H77ZM117 24H118V23H117ZM117 24H116V25H117ZM132 24H133V23H132ZM132 24H131V25H132ZM140 24H141V23H140ZM140 24L138 23V25H140ZM142 24L145 25L144 23H142ZM155 24L157 25V24H159V23H155ZM169 24H170V23H169ZM173 24H174V23H173ZM200 24H202V23H200ZM203 24H204V23H203ZM206 24H207V23H206ZM206 24H205V26H206ZM256 24H257V23H256ZM208 25H209V24H208ZM140 26H141V25H140ZM148 26H149V25H147V27H148ZM180 26H181V25H180ZM184 26H185V25H184ZM217 26H218V23H217ZM221 26H223V25L221 24ZM80 27H82V26L80 25ZM124 27H125V26L123 25V28H124ZM131 27H132V26H131ZM143 27H144V26H143ZM143 27L141 26V31H140V33L143 34V32L146 33V31H147V34H148L149 32H148V30H146V29H145V31L142 32ZM174 27H175V26H174ZM121 28H122V27H121ZM123 28H122V29H123ZM149 28H150V26H149ZM149 28H148V29H149ZM170 28H171V27H170ZM172 28H173V27H172ZM206 28H207V27H206ZM132 29H135L134 26H133ZM184 29H185V28H184ZM217 29H218V28L216 27V30H217ZM85 30H86V29H85ZM85 30H81L78 34H80L82 31H84V33H83V32H82V33L85 34V33L87 32V30H86V32H85ZM125 30H126V29H125ZM137 30H138V29H137ZM137 30H136V32H139V30H138V31H137ZM150 30H151V28H150ZM155 30H156V29H155ZM169 31H170V30H169ZM185 31H186V30H185ZM206 31H207V29H206ZM218 31H219V29H218ZM176 32H177V30H176V31L174 30V33H173V32H172V33L175 35ZM183 32H184V31H183ZM183 32H182V33H183ZM82 33H81V35H82ZM87 33H90V32L88 31ZM150 33H151V32H150ZM150 33H149V34H150ZM178 33H179V31H178ZM68 34H69V33H68ZM72 34H73V33H72ZM147 34H146V35H147ZM66 35H67V34H66ZM76 35H77V33H76ZM81 35H80V36H81ZM90 35H91V34H90ZM92 35H93V34H92ZM94 35H95V34H94ZM138 35H139V33H138ZM150 35H151V34H150ZM182 35H183V34H182ZM182 35H181V36H182ZM185 35H187V34H185ZM122 36H123L122 38H125V40H127V41L129 40V39H126V37H124V35H122ZM127 36L129 37V35H127ZM147 36H148V35H147ZM147 36H145V38H147V39L149 40V38H148ZM165 36H166V35H165ZM68 37H72V36H70V34H69V36L67 35V38H68ZM85 37H86V36H84V38H85ZM162 37H163V36H162ZM162 37H161V39H160L161 41L164 39V37H163V39H162ZM167 37H168V36H167ZM176 37H177V36H175V38H176ZM183 37H184V36H183ZM64 38H65V37H64ZM73 38H76V37L73 36ZM88 38H91V36L88 35ZM133 38H135V37H132V39H133ZM81 39H82V38H81ZM120 39H121V38H120ZM143 39H144V38H143ZM147 39H145V40H147ZM153 39H154V41L152 40V42L155 43V38H153ZM166 39H169V38H166ZM172 39H173V38H172ZM209 39H211V38H209ZM64 40H65V39H64ZM78 40H79V39H78ZM89 40H90V39H89ZM135 40H137V39H135ZM160 40H159V41H160ZM57 41H58V40H57ZM61 41H62V39H61ZM130 41H131V40H130ZM157 41H158V40H157ZM8 42H9V41H8ZM55 42H56V41H55ZM92 42H93V41H92ZM123 42H124V41H123ZM163 42H165V39H164ZM57 44H58V43H57ZM152 44H153V43H152ZM184 44H185V43H184ZM148 45H149V44H147V46H148ZM89 46H90V45H89ZM145 46H146V44H145ZM147 46H146V47H147ZM155 46H157V45L154 44V47H155ZM58 47H59V45H58ZM149 47H152V46H149ZM149 47H147V49H148ZM56 48H57V46H56ZM175 48H176V47H175ZM175 48H174V50H176ZM59 49H61V48H57V50H59ZM139 49H140V48H139ZM139 49H136V50H138V52H140ZM145 49H146V48H145ZM147 49H146V50H147ZM154 49H155V48H154ZM140 50H142V49H140ZM146 50H145V51H146ZM148 50H149V49H148ZM151 50H152V49H151ZM142 51H143V50H142ZM145 51H144V52H145ZM149 51H150V50H149ZM54 52H55V50H54ZM54 52H53V49H52V53H54ZM56 52H57V51H56ZM56 52H55V53H56ZM153 52H154V50H153ZM203 52H205V51H203ZM206 52H207V51H206ZM58 53H59V52H58ZM60 53H61V52H60ZM147 53H148V52H147ZM150 53H151V52H150ZM155 53H156V51H155ZM155 53H154V54H155ZM207 53H208V52H207ZM130 54H131V53H130ZM180 54H181V53H180ZM202 54H203V53H202ZM205 54H206V53H205ZM150 55H153V54L151 53ZM173 55H174V54H173ZM52 56H53V55H52ZM57 56H58V55H57ZM153 56H154V55H153ZM155 56H157V54H156ZM186 56H187V53H186ZM179 57L183 58V57H185V55H184L183 57H182V55L179 56ZM179 57H178V58H179ZM55 58H56V57H55ZM174 58H175V57H174ZM178 58H177V59H178ZM181 58H180V59H181ZM131 60H132V59H131ZM183 60H184V58H183ZM187 60H188V59H187ZM87 61H88V60H87ZM150 61H151V60H150ZM155 61H156V60H155ZM157 61H158V64H159L160 60L157 59ZM172 61H173V60H172ZM178 61H179V60H178ZM72 62H73V61H72ZM135 62H136V61H135ZM183 62H184V61H183ZM201 62H202V61H201ZM129 63H130V62H129ZM131 63L133 64V62H131ZM148 64H150V63H148ZM155 64H157V63H155ZM155 64H154V65H155ZM160 64H161V63H160ZM160 64H159V65H160ZM180 64H182V63H180ZM47 65H48V64H47ZM92 66H93V65H91V67H92ZM127 66H129V64H127ZM132 66H133V65H131V68H130V69H132ZM134 66H135V65H134ZM137 66H138V65H137ZM156 66H157V65H156ZM181 66H182V65H181ZM124 67H126V66H124ZM149 67H150V66H149ZM157 67L159 68L160 66H157ZM157 67H156V69H157ZM161 67H164V66H161ZM253 67H254V66H253ZM120 68H121V67H120ZM136 68H137V67H136ZM153 68H154V67H153ZM153 68H152V69H153ZM172 68H173V67H172ZM174 68H175V67H174ZM179 68H180V67H179ZM179 68H178V71L180 70ZM89 69H91V68H89ZM134 69H135V67H134ZM134 69H133V71H134ZM163 69H164V68H163ZM175 69L177 70V66H176ZM136 70H139V69H135V71H136ZM148 70L151 71V67H150V69L148 68ZM154 70H155V68H154ZM173 70H174V69H173ZM188 70H190V69L188 68ZM117 71H118V70H117ZM127 71H128V70H127ZM149 71H148V72H149ZM160 71H161V70H160ZM174 71H175V70H174ZM178 71H175V72H178ZM190 71H192V70H190ZM118 72H119V71H118ZM139 72H140V71H138V73H139ZM168 72H169V71H168ZM175 72H174V73H175ZM186 72H187V71H186ZM2 73H3V72H2ZM120 73H121V72H120ZM131 73H132V70H131ZM135 73L138 74L137 72H135ZM151 73H152V71H151ZM153 73L155 74V72H153ZM179 73L181 74V72H179ZM190 73H192V72H190ZM190 73H188V74H190ZM107 74H109V73H107ZM111 74H112V73H111ZM111 74H109V75L111 76ZM116 74H117V73H116ZM129 74H130V73H129ZM147 74L149 75V73H147ZM156 74H157V73H156ZM156 74H155V75H156ZM55 75H56V74H55ZM109 75H108V76H109ZM113 75H114V74H113ZM141 75H142V73H141ZM141 75H140V74L137 75L136 78H139L138 76L141 77ZM143 75H144V73H143ZM148 75H147V76H148ZM161 75H163V72H162ZM168 75H169V73H168ZM168 75H167V76H168ZM110 76H109V78L114 77L115 80H112V81H113L114 83H116V85H118V83H120V84H119L120 87H121V88H124V90H125L126 88L123 87V86H121V84L124 85V86H127V87H128L129 85H132V84H131L132 82H136L137 85L140 84V82H139L137 79H136V80L133 79V78H135V77H133L132 74H131V75H126V78H123V77H120V76H117V75H115V76H111V77H110ZM164 76H165V75H164ZM173 76H174V75H173ZM176 76H181V75H178V73L175 74V79H176ZM60 77H61V76H60ZM106 77H107V76H106ZM131 77H133V78H131ZM144 77H145V75H144ZM151 77H152V76H151ZM169 77H170V76H169ZM181 77H182V76H181ZM205 77L207 78V76H205ZM42 78H43V77H42ZM46 78H47V77H46ZM57 78H58V77H57ZM142 78H143V77H142ZM156 78H160V77H157V76H156ZM162 78L165 79V77H163V76H162ZM186 78L189 79L188 77H186ZM200 78H201V77H200ZM100 79H101V78H100ZM144 79H145V80H144ZM144 79H143V80H144V82H145V81H146V77H145ZM147 79H149V77H147ZM150 79L152 80L153 78H150ZM150 79L148 80V82L151 81ZM154 79H155V78H154ZM160 79H161V78H160ZM172 79H173V78H172ZM207 79H209V77H208ZM247 79H248V78H247ZM56 80H57V79H56ZM101 80H102V79H101ZM109 80H110V79H109ZM109 80H108V81H109ZM155 80H156V79H155ZM157 80H158V79H157ZM180 80H181V79H180ZM185 80H186V79H185ZM203 80H204V79H203ZM58 81H59V80H58ZM108 81H106V82H108ZM110 81H111V80H110ZM174 81H175V80H172V81L169 80V81H168V77H167V80L165 81L164 85H162L163 87H161V90H162V91L164 92V94H165V96H163V97L166 98V99H165V100H166V101H165V102H166V108H168V107H169V109L171 108V109L173 110V112H172V110H168V111H169V112L171 111V112H172L171 115H174L173 119L170 118L171 120H169V118L165 115V116L168 118V119H166V120H169V121L167 122V124H168L167 127L169 126V133H170V131H171L170 135L172 136V142H173L172 146L176 147L175 149H177V150H176L177 152L173 149V150L175 151V154H172V155H174V158H173L174 161H173V163H172V164L174 165V167H173L174 170H172V169H173L172 167H170L171 169H168V170H171V173L173 174V176L171 177V176L169 175V176L171 177V179H167V178H165V177H164V179H163L162 177L159 176L160 179H162V180H156V181H154L155 183H152V181H151V184H152V185H150V187L148 188L149 192H147V193H152V194H156V195H159V196H160V195H171L172 192H173L174 197L171 198V196H170V200L168 199V201H165V200L163 199V197H164V196H163L162 198H159V199H161L162 201L159 200L160 202H157V203H156V201H158V200H156V199H158L159 196H158V197L155 196V197H156L155 201L150 200L149 202H152V201L155 202V204H156L159 208H161L163 211H164V210H167V211H168L169 209L172 210V213H171L172 216H171V217L174 218V219L177 220V221H180V220H185V219H186V216H187L188 214L191 215L192 217L194 216L193 211L196 209V205L199 203L198 200H197L198 196L196 197V194H197V193L195 194V191H196L197 189H199V186H200V187L203 186L202 188H204V187L207 188L208 186L212 187V185H213L212 188H209V190H207V191H211L215 186H216V187H219V185H215V186H214V183L216 184V182H217L216 180H220V179H218V178L216 179V177L218 176L217 174H216V177H215V176H211L212 178L214 177V183H213V181H212V184L207 185L206 182H207V180H208V177L206 178V176L204 177V175H203V172H204L205 175H208L209 172L207 171L208 173H205L206 170L203 171V172H201L203 176H202L201 174L198 175V176H202V178H203L202 180H204V178H205V181H206V182H205V181L202 182V181H200L201 179H199V184H202V183L205 182V183H204L205 186H204L203 184H202V186H201V185L198 186V183L194 182V180H195L194 178H192V179H193V181H192L191 178H185V177H184L185 175L183 174V173H184L183 171H188V173H190V172H192V169L194 168V164H193L194 162H193V158H192V157L195 156V159H196V158H197L196 155H198V153L201 154V152L203 153L202 150L207 151L208 149H207V150H206V149H202V150L200 149L201 152H198V153H195V152L193 151V152L195 153V154H193V152H191L192 150L190 149V148H193V147H190V148H189V146L187 145V147L190 149V152H191L190 155H191V156L194 155V156L191 157L192 159L189 158V155L187 154V152H189V150H188V151H187V150H184V151H187L186 154L188 155L187 157L189 158V159H188V158H187V159H188V160H192V164H193V165L191 164V165H192V168H191V167H189V166L184 165L185 163H183L184 167H182V163H181L180 167H182L183 170H182V172H180L181 169L179 170V163H178V160H183V162H184V160H185V162H186V159H185L186 157L184 156V153L182 152V150H183L184 148H186V147H183L182 144H185L184 142L188 141V142H192V143H189L190 146H192V144H194V142L197 140V138L195 137V135L192 134L193 131L191 132V130H192V126H193V125H192V118H189V117H187V116L184 115V114H182V116L180 117L181 109H180V108L178 109V107H177L178 102H184V105H186L188 98H190V96L192 97V95H191V94L189 95L188 93L181 91V89H179V90L176 89V86H175V85H176V82L174 83ZM177 81H179V80H177ZM181 81H182V80H181ZM181 81H180V82H181ZM204 81H205V80H204ZM206 81H207V80H206ZM4 82H6L7 84H11L9 89H10V92H12V93L15 94V98H14V99H15L16 101H18V102H19V101L22 102L23 97H24L25 92H26V86H25V84H26V79H25L24 77H22L21 75H19V76L16 75V76H10V77H7V78L4 80ZM46 82H47V85L49 86V88L51 87L52 89L56 90L58 93H60V94L63 95V96H66V97H69V98H70V96H71V98H72V97H75V96L77 95L76 92H74V90H72L73 92L70 91L69 93L66 92L67 94H65L64 91H67L68 88L65 87V89H64V87H61V85H58V83H56V84H57V85H56V84L52 83V81H49L48 79L46 80ZM141 82H142V80H141ZM144 82H143V83H144ZM146 82H147V81H146ZM148 82H147V83H148ZM158 82H161V81L158 80ZM158 82H156V83H158ZM163 82H164V81H163ZM163 82H162V83H163ZM180 82H179V83H180ZM190 82H191V81H190ZM150 83H151V82H150ZM150 83H149V84H150ZM152 83H153V82H152ZM154 83H155V81H154ZM154 83H153V84H154ZM179 83H178V84H179ZM191 83H192V82H191ZM70 84H71V82H70ZM181 84L185 85L186 83H185V84H184V83H181ZM188 84H189V83H188ZM1 85H2V84H1ZM3 85H4V84H3ZM102 85H103V84H102ZM135 85H136V84H135ZM192 85H193V84H192ZM95 86H96V85H95ZM112 86H113V84H112ZM132 86H133V85H132ZM132 86H131V87H132ZM139 86H140V85H139ZM139 86H137V87L139 88ZM148 86H149V85H148ZM151 86L153 87V85H151ZM151 86H150V87H151ZM157 86H158V85H157ZM159 86H160V84H159ZM159 86H158V87H159ZM179 86H181V85L179 84ZM187 86H188V85H187ZM219 86H220V85H219ZM235 86H237V84H235ZM76 87H77V86H76ZM78 87H79V85H78ZM78 87H77V88H78ZM97 87H98V86H97ZM107 87H108V92H110L112 87H111L110 89H109V86H107ZM114 87H115V85H114ZM116 87H117V86H116ZM116 87H115V88H116ZM118 87H119V86H118ZM118 87H117V88H118ZM140 87H141V86H140ZM152 87H151V88H152ZM154 87H155V86H154ZM201 87H202V86H201ZM77 88L75 89V91L77 90ZM121 88L118 89L119 92H120V91H122V92L124 91V90H121ZM138 88H137V89H138ZM144 88H145V86H144ZM144 88H143V86H142V89H144ZM151 88H150V91H151ZM192 88H193V86H192ZM194 88H195V87H194ZM194 88H193V89H194ZM2 89H3V88H2ZM6 89H7V88H6ZM6 89H4V90L6 91ZM92 89H93V88H92ZM154 89H155V88H154ZM156 89H157V88H156ZM159 89H160V88H159ZM109 90H110V91H109ZM131 90H132V89H131ZM194 90H196V89H194ZM234 90H235V89H234ZM254 90H255V89H254ZM27 91H28V90H27ZM112 91H115V89L112 90ZM125 91H126V90H125ZM148 91H149V90H147L146 92H148ZM150 91H149V92H150ZM152 91H153V90H152ZM199 91H200V90H199ZM220 91H221V90H220ZM220 91H219V92H220ZM223 91H224V90H223ZM238 91H239V89H238ZM240 91H241V90H240ZM240 91H239V92H240ZM6 92H7V91H6ZM116 92H117V91H115V93H116ZM119 92H118V94H120ZM136 92H137V90H136ZM144 92H145V89H144ZM144 92L142 91V94H143ZM156 92H157V90H156ZM196 92H197V91H196ZM0 93H1V91H0ZM7 93H8V92H7ZM29 93H30V92H29ZM46 93H47V92H46ZM77 93H78V92H77ZM86 93H87V92H86ZM123 93H124V92H123ZM133 93H134V92H133ZM157 93H159V90H158ZM194 93H195V92H194ZM221 93H222V92H221ZM242 93H243V92H242ZM5 94H6V93H5ZM69 94H70V95H69ZM79 94H80V93H79ZM111 94H112V92L110 93V95H111ZM130 94H132V92L126 91L125 96L123 95V97H121L122 99L120 98V96H118V98H117V97L114 98V100H115L114 107H115L116 109H118V111H119V110L122 111V113L120 114L119 118H117V119H120V118H121V115H122V118H121L120 120H118V121H115V127H117V130H116V131H118V133H119V130L122 131L121 135L118 134L116 131H114V132L117 133L116 135H118V136L120 135L118 138H117V136H116V137L114 136V137H115V138H114V144L116 145V147H115L114 149H115L116 151H118L119 149H120L119 151H122V150H121V147H122V146H127V147H128V146H130V144L133 143V142H132V143L130 142L131 139H134V140H135L134 136L131 137V136L127 133V130L125 131V130H124L125 128H123V125L125 126L126 124L128 125L129 128H131V127L133 128V127L136 126V125L134 124V123H136V122H134V121L137 120V118H136V119H134V118L132 119V120H134V121H133L134 123H133L132 120H129V119H131L132 117L130 118V116L128 115L127 117H129V118L127 119V117H125L124 114H123V111H124V112L126 111L127 113H128V111H129V110H128V111H127V110H124L125 108H127V107L129 108V106H133V105H131L132 103H131V100H130ZM154 94H155V93H154ZM210 94H211V93H210ZM29 95H30V94H29ZM113 95L116 96L117 94H114V92H113ZM121 95H122V94H121ZM138 95H139V94H137V97H138ZM155 95H156V94H155ZM158 95H159V98L162 97V96H160V94H158ZM201 95H202V94H201ZM201 95H200V96H201ZM205 95H206V94H205ZM208 95H209V93H208ZM214 95H215V93H214L212 96H214ZM223 95H224V94H223ZM241 95H242V94H241ZM2 96H3V95H2ZM6 96H7V95H6ZM92 96H93V95H92ZM139 96L144 97L145 95L143 94V95H139ZM146 96H147V95H146ZM146 96H145V98H147ZM111 97H112V95H111ZM111 97H110V102H109L110 104H111V102H112V101H111ZM132 97H133V96H132ZM135 97H136V96H135ZM135 97H134V98H135ZM148 97H150V99H151V100H149V99L147 98V100H148L149 102H150V101L152 102V101L155 99V98L152 99V97L149 96V95H148ZM195 97H196V95L194 96V98H195ZM202 97H204V94L202 95ZM206 97H207V96H206ZM206 97H205V98H206ZM222 97H223V96H222ZM222 97H221V98H218V99H222ZM239 97H240V96H239ZM2 98H3V97H2ZM8 98H9V97H8ZM8 98H7V99H8ZM112 98H113V97H112ZM194 98H193V99H194ZM196 98H197V97H196ZM141 99H142V98H141ZM160 99H163V98H160ZM160 99H158V100H160ZM197 99H198V98H197ZM197 99H195V100H197ZM202 99H203V98H202ZM206 99H207V98H206ZM211 99H212V98H211ZM211 99H209V100H211ZM38 100H39V99H38ZM71 100H73V98H72ZM136 100H138V98H137ZM139 100H140V99H139ZM147 100H146V101H147ZM156 100H157V99H156ZM199 100H200V99H199ZM213 100H214V99H213ZM35 101H37V100H35ZM39 101H40V102H39L37 105H35L36 107H35V110H34V114L37 115V116H38V114L40 115L41 113H42V115H45L43 112L46 111V110L44 111V108H46V107H44L43 101H42L41 99H40ZM154 101H155V100H154ZM222 101H223V100H222ZM222 101H221V102H222ZM37 102H38V101H37ZM142 102H143V101H142ZM142 102H141V103H142ZM161 102H162V101H160V103H161ZM208 102H210V101H208ZM211 102H212V100H211ZM213 102H214V101H213ZM3 103H4V102H3ZM5 103H6V102H5ZM112 103H113V102H112ZM133 103H134V102H133ZM143 103H144V102H143ZM157 103H159V101H157ZM160 103H159L158 105H160ZM162 103H163V102H162ZM188 103H190V102L188 101ZM199 103H200V102H199ZM202 103H203V102H202ZM20 104H21V103H20ZM151 104L153 105V102H152V103H149V105H151ZM154 104H155V103H154ZM190 104H191V103H190ZM210 104H211V103H210ZM218 104H219V103H218ZM3 105H4V104H3ZM77 105H78V104H77ZM134 105H136V104L134 103ZM138 105H141V106H142V104H138ZM138 105H137L136 107H138ZM146 105H147V104H146ZM146 105H145V106H146ZM204 105H205V104H204ZM208 105H209V104H208ZM215 105H216V104H215ZM220 105H221V104H220ZM220 105H219V106H220ZM0 106H1V105H0ZM78 106H79V105H78ZM167 106H168V107H167ZM186 106H188V105H186ZM186 106H183V109H185ZM209 106H210V105H209ZM216 106H217V105H216ZM4 107H5V106H4ZM105 107H106V106H105ZM143 107H144V106H143ZM156 107H157V105H156ZM156 107L152 106V108H154V110H157V112H159V109H160V110H163V109H161V108H159V109H158V108L155 109ZM158 107H159V106H158ZM162 107H164V106H162ZM184 107H185V108H184ZM200 107H201V106H200ZM211 107H212V105H211ZM217 107H218V106H217ZM0 108H1V107H0ZM47 108H48V107H47ZM115 108H114V109H115ZM123 108H124V109H123ZM131 108H132V107H131ZM131 108H130V109H131ZM150 108H151V107H150ZM189 108H190V106H189ZM213 108H214V107H213ZM4 109H5V108H4ZM78 109H79V108H78ZM78 109H75V110H78ZM112 109H113V108H112ZM140 109H141V108H140ZM144 109H145V108H144ZM191 109H194V107L192 106ZM215 109H216V108H215ZM215 109H214V111H215ZM227 109H228V108H227ZM5 110H6V109H5ZM28 110H29V109H28ZM66 110H67V109H66ZM69 110H70V109H69ZM86 110H87V108H86ZM133 110H135V108H133V109L131 110L132 112H129V113L132 114V113H133ZM136 110L138 111V109H136ZM136 110H135V111H136ZM141 110H142V109H141ZM146 110H147V109H146ZM150 110H151L150 113H152V111H154V110H152V109H150ZM164 110H165V109H164ZM199 110H200V108H199ZM42 111H43V112H42ZM71 111H73L74 114L76 113L74 110H71ZM118 111L115 110L116 114L118 113ZM121 111H119V112H121ZM135 111H134V113H135ZM147 111H149V110H147ZM166 111H167V110H166ZM168 111H167V112H168ZM189 111H191V110L189 109ZM193 111H194V110H193ZM203 111H204V110H203ZM205 111H206V110H205ZM225 111H226V110H225ZM225 111H223V112H225ZM64 112H65V111L63 110V113H64ZM77 112H78V111H77ZM97 112H98V111H97ZM112 112H114V111H112ZM126 112H125V115L127 114ZM139 112H140V110H139ZM160 112H161V111H160ZM169 112H168V113H169ZM171 112H170V113H171ZM178 112H179V113H178ZM183 112H184V111H183ZM201 112H202V111H199L198 114H200ZM216 112H217V111H216ZM218 112H219V111H218ZM218 112H217V113H218ZM226 112H227V111H226ZM228 112H229V111H228ZM63 113H62V114H63ZM68 113H69V112H68V110H67V113H65V115H67ZM81 113H82V112H81ZM81 113H80V114H81ZM110 113H111V111H110ZM129 113H128V114H129ZM134 113H133V114H134ZM140 113H141V112H140ZM143 113H144V112H143ZM155 113H156V112H155ZM161 113H162V112H161ZM161 113H159V114H161ZM184 113H185V112H184ZM213 113H214V112H213ZM69 114L72 115L71 112H70ZM69 114H68L66 117H68ZM74 114H73V115H74ZM82 114H83V113H82ZM105 114H107V112H106ZM111 114H112V113H111ZM111 114H110V116H113V115L116 116V114H114V113H113V115H111ZM136 114H137V113H136ZM136 114H135V115H136ZM145 114H146V113H145ZM148 114H149V112H148ZM148 114H146V117L148 116ZM153 114H154V113H153ZM159 114H158V115H159ZM189 114H190V113H189ZM211 114H212V113H211ZM85 115H86V114H85ZM141 115H143V114H141ZM141 115H139V116L141 117ZM149 115H150V116H153L152 114H149ZM158 115H157V116H158ZM168 115H169V114H168ZM171 115H170V116H171ZM205 115H206V112H205ZM207 115H208V112H207ZM207 115H206V116H207ZM213 115H214V114H213ZM0 116L2 117V114H0ZM4 116H5V115H4ZM53 116H54V115H53ZM74 116H75V115H74ZM74 116H71V118H72V117L74 118ZM91 116H93V115H91ZM98 116H99V115H98ZM106 116H107V115H106ZM123 116H124V117H123ZM131 116H132V115H131ZM137 116H138V115H137ZM139 116H138V117H139ZM157 116H156V117H157ZM208 116H209V115H208ZM208 116H207V117H208ZM1 117H0V118H1ZM7 117H8V115H7ZM38 117H40V116H38ZM116 117H117V116H116ZM153 117H154V116H153ZM156 117H155V118H156ZM207 117H206V118H207ZM213 117H215V115H214ZM216 117H218V116H216ZM216 117H215V118H216ZM223 117H224V116H223ZM234 117H235V115H234ZM69 118H70V117H69ZM73 118H72V119H73ZM94 118H95V117H94ZM141 118H142V117H141ZM148 118H149V116H148ZM155 118H152V120H154ZM163 118H164V117H163ZM195 118H196V117H195ZM209 118H211V116H210ZM238 118H239V117H238ZM238 118H237V119H238ZM263 118H264V117H263ZM12 119H13V118H12ZM39 119H40V118H39ZM74 119H75V118H74ZM78 119H81V118H78ZM115 119H116V118H115ZM139 119H140V118H138V120H139ZM235 119H236V117H235ZM7 120H8V118H7ZM9 120H10V119H9ZM9 120H8V122L11 123L10 121H12V120H10V121H9ZM63 120H64V119H63ZM97 120H98V119H97ZM110 120H112V119H110ZM144 120H145V118H144ZM144 120H143V122H144ZM147 120H148V119H147ZM158 120H160V119H158ZM161 120H162V119H161ZM199 120H200V119H199ZM199 120H198V121H199ZM205 120H206V119H205ZM238 120H240V119H238ZM26 121H27V120H26ZM106 121H107V120H106ZM139 121H142V120H139ZM150 121H151V120H150ZM163 121H164V120H163ZM198 121H197V122H198ZM207 121H209L208 118H207ZM215 121H216V120H215ZM235 121H236V120H235ZM235 121H233V122H235ZM53 122H54V121H53ZM100 122H101V121H100ZM143 122H142L141 124H144ZM151 122H152V121H151ZM153 122H154V121H153ZM155 122H157V121H155ZM155 122H154V125H155ZM159 122H160V121H159ZM159 122H157V123L159 124ZM193 122H194V121H193ZM202 122H203V121H202ZM218 122H220V121L218 120ZM64 123H66V122H64ZM102 123H103V122H102ZM111 123H112V124H111ZM111 123H110V124H111L113 127H111V128L109 127L110 129L107 128V129H108V133H109L110 130H113V129L115 128V127H114V122L111 121ZM139 123H140V122H139ZM163 123H164V122H163ZM203 123H204V122H203ZM203 123H202V124H203ZM211 123H213L212 120H211ZM221 123H222V121H221ZM51 124H52V123H51ZM59 124H61V123L59 122ZM131 124H134L135 126H132ZM136 124H138V123H136ZM158 124H156V125H158ZM164 124H165V123H164ZM202 124L199 123L200 126H201ZM206 124H209V125H210L209 122H208V123L206 122ZM217 124H219V123H217ZM234 124H235V123H234ZM234 124L231 123V125H234ZM242 124H243V123H242ZM244 124H245V123H244ZM63 125H65V124H62V126H63ZM69 125H70V124H69ZM102 125L104 126L105 124H102ZM102 125H100V126L102 127ZM149 125H150V124H149ZM159 125H160V124H159ZM159 125H158V126H159ZM162 125H163V124H162ZM162 125H161V126H162ZM204 125H205V124H204ZM221 125H222V124H220V127H222ZM229 125H230V123H229ZM231 125H230V126H231ZM8 126H9V125H8ZM37 126H38V125H37ZM52 126H53V125H52ZM65 126H66V125H65ZM98 126H99V125H98ZM105 126H106V125H105ZM130 126H131V127H130ZM144 126H145V124H144ZM161 126H159L160 129H161ZM202 126H203V125H202ZM211 126H212V125H211ZM217 126H218V125H217ZM234 126H235V125H234ZM5 127H6V124H4V123H0V130H1V129H5ZM137 127H138V126H136L135 129H136ZM155 127H156V126H155ZM112 128H113V129H112ZM118 128H119V129H118ZM121 128H123V129H121ZM126 128H127V126H126ZM139 128L141 129V127H139ZM144 128H147V126L144 127ZM156 128H157V127H156ZM193 128H194V127H193ZM200 128H201V127H200ZM200 128H196V129H200ZM210 128H211V127H210ZM212 128H214V127L212 126ZM212 128H211V129H212ZM216 128H217V127H216ZM236 128H237V127H236ZM7 129H8V128H7ZM7 129H6V130H7ZM35 129H36V128H35ZM60 129H61V128H60ZM100 129H101V128H100ZM104 129H105V128H104ZM107 129H106V130H107ZM115 129H116V128H115ZM127 129H128V128H127ZM148 129H149V128H148ZM158 129H159V128H158ZM160 129H159V130H160ZM166 129H167V128H166ZM194 129H195V128H194ZM203 129H204V127H203ZM206 129H207V128H206ZM224 129H225V128H224ZM224 129H222V130H224ZM9 130H10V128H9ZM69 130H70V129H69ZM89 130H90V129H89ZM106 130H105V132H106ZM123 130L125 131L124 133H123ZM137 130H138V129H137ZM150 130H154V128H153V129H150ZM162 130H163V129H162ZM208 130H210V129L208 128ZM213 130H214V129H213ZM222 130H221V132H222ZM231 130H232V129H230V131H231ZM234 130H235V129H233V130L231 131V132L233 133V135H234V133H235V132H233ZM33 131H35V130H33ZM90 131H92V128H91ZM98 131H99V128H98ZM103 131H104V130H103ZM128 131H129V129H128ZM140 131H141V130H140ZM199 131H201V130H199ZM210 131H212V130H210ZM219 131H220V130H219ZM243 131H244V130H243ZM74 132H75V131H74ZM74 132H73V133H74ZM87 132H88V131H87ZM93 132H95V131H93ZM96 132H97V131H96ZM130 132H131V131H130ZM143 132H146V131L143 130ZM158 132H159V131H158ZM195 132H196V131H195ZM195 132H194V133H195ZM197 132H198V131H197ZM202 132H203V131H202ZM204 132H206V131H204ZM204 132H203V133H204ZM208 132H209V131H208ZM208 132H207V133H208ZM213 132H215L214 135H215V137H217V136H218V134H217V136H216V132H217V131H213ZM0 133H2V131H1ZM3 133H4V132H3ZM75 133H77V132H75ZM79 133H80V132H79ZM79 133H78V134H79ZM91 133H92V132H91ZM99 133H100V131L98 132V134H99ZM103 133H104V132H103ZM103 133L101 132V134L98 135V137L102 135V136H101V139H99V140H94V138H93L94 142L92 141L91 143H89V145L92 144V146H93V145H97L98 143H99V144L101 143V144L105 145V144L103 143V141H102V138H103L104 142L107 144V143L110 141V139H109L110 137H109V135L107 134V138H106L105 136H103L105 133H104V134H103ZM111 133H112V132H111ZM133 133H134V132H133ZM133 133H132V134H133ZM150 133H153V132L150 131ZM150 133H149V134H150ZM237 133H238V132H237ZM80 134H81V133H80ZM80 134H79V136H80ZM109 134H110V133H109ZM114 134H115V133H114ZM122 134H123V135H122ZM142 134H143V133H142ZM157 134L159 135L160 133H157ZM162 134H164V132H162ZM195 134H196V133H195ZM197 134H198V133H197ZM208 134H209V133H208ZM238 134H239V133H238ZM242 134H243V133H242ZM242 134H241V135H242ZM74 135H75V134H74ZM81 135H82V134H81ZM147 135H148V134L146 133V137H147ZM206 135H207V134H206ZM206 135L203 136V137L205 138ZM211 135H212V134H211ZM214 135H212V136H214ZM222 135H223V134H222ZM236 135H237V134H236ZM236 135H234V136L236 137ZM245 135H246V134H245ZM3 136H4V135H3ZM79 136H78V137L76 136V137L79 138ZM135 136H136V135H135ZM140 136H141V135H140ZM144 136H145V133H144ZM144 136H142V137H144ZM159 136H161V135H159ZM162 136L164 137V139L167 137L166 134H164V135H162ZM171 136H170V137H171ZM198 136H199V134H198ZM219 136H220V135H219ZM223 136H224V135H223ZM227 136H228V135H227ZM234 136H233V138H232L233 140H234V138H235ZM38 137H39V136H38ZM40 137L42 138V136H40ZM71 137H72V136H71ZM82 137H83V135H82ZM86 137H88V136H86ZM86 137H85V138H86ZM98 137H96V138H98ZM108 137H109V138H108ZM146 137H144V140H145ZM148 137H149V135H148ZM148 137H147L146 139H148ZM157 137H158V136H157ZM199 137H200V136H199ZM203 137H202V139H203ZM220 137H221V136H220ZM220 137H219V138H220ZM228 137H229V136H228ZM228 137H227V138H228ZM242 137L245 138L244 135H243ZM0 138L3 139L2 136H1ZM73 138H74V137H72V139H73ZM77 138H76L75 140H77ZM105 138H106V139H105ZM116 138H117V141L115 140ZM138 138H139V135H138ZM140 138H141V137H140ZM149 138H151V135H150ZM159 138H160V137H159ZM207 138H210V136L207 137ZM224 138H226V137L224 136ZM224 138H222V139L224 140ZM236 138H237V137H236ZM257 138H258V137H256L255 139H257ZM43 139H44V138H43ZM69 139H71V138H69ZM166 139H167V138H166ZM198 139H199V138H198ZM220 139H221V138H220ZM229 139H230V138H229ZM237 139H238V138H237ZM15 140H16V139H15ZM57 140H58V139H57ZM73 140H74V139H73ZM73 140H72V141H73ZM108 140H109V141H108ZM157 140H158V139H157ZM157 140H156V141H157ZM170 140H171V139H170ZM170 140H169V141H170ZM214 140H215V139H214ZM216 140H219V139L216 138ZM240 140H241V139H240ZM240 140H239V141H240ZM243 140H244V139H243ZM66 141H67V140H66ZM80 141H81V140H80ZM138 141H139V140H138ZM140 141H141V140H140ZM151 141H152L151 144H152L153 142L156 143V141H154L153 139H151ZM162 141H163V139L161 140V143H162ZM198 141L200 142V140H198ZM220 141H221V140H220ZM257 141H258V140H257ZM1 142H4V140L1 141ZM29 142H30V140H29ZM70 142H71V141H70ZM74 142H75V141H73V143H74ZM172 142H171V143H172ZM201 142H202V141H201ZM206 142H207V140H206ZM206 142H205V140H204L203 143L205 144ZM214 142H216V141H214ZM231 142H232V141H231ZM241 142H243V141H241ZM65 143H67V142H65ZM80 143H81V142H80ZM137 143H138V142H137ZM137 143H135V144H136V145L140 144V143H138V144H137ZM149 143H150V141H149ZM149 143H147V144H149ZM158 143H160L159 140H158V142H157L156 144H158ZM161 143H160L159 146L156 145L157 147L154 146L155 148H152L153 146H151V147L145 146L144 148H142V149L139 150V151L142 150L141 153H140V155H139V151L136 150V148H135V150L138 151V152H136V155H134V154H135V150H134V152H133L132 149H131V151H132V154L134 155V157H136V158H137V157H141V160H143L142 157L145 158L146 156H151V157L153 158V157H154L155 155H157V154H162V155L164 156L163 153H164L165 149H167V148H168V151H169V152H173V150H172V151L169 150V146L167 147V145H168L167 143L164 142L165 145H164V143H163V145H161ZM169 143H170V142H169ZM203 143H201V145H202ZM210 143H211V142H210ZM223 143H224V142H223ZM225 143H226V141H225ZM227 143H228V142H227ZM236 143H237V142H236ZM114 144H113V145H114ZM144 144H145V143H144ZM147 144H146V145H147ZM151 144H150V145H151ZM153 144H154V143H153ZM196 144H198V142H197ZM204 144H203V145H204ZM207 144H208V147H209V143H207ZM207 144H205V146H206ZM211 144H212V143H211ZM218 144H219V143H218ZM218 144H216V145H218ZM257 144H258V143H257ZM75 145H76V143H75ZM136 145H133V146L135 147ZM185 145H186V144H185ZM199 145H200V143H199ZM203 145H202V146H203ZM230 145H231V144H230ZM239 145H240V144H239ZM242 145H243V143H242ZM242 145H241V146H242ZM258 145H259V144H258ZM83 146H84V145H83ZM92 146H90V147L88 146V148H87L88 151H89V148H91ZM205 146H203V147H204V148H207V147H205ZM218 146H219V145H218ZM241 146H240V149H241ZM260 146H261V145H260ZM263 146H264V145H263ZM56 147H57V146H56ZM73 147H74V146H73ZM105 147H106V146H105ZM107 147H108V146H107ZM137 147H138V146H137ZM139 147H140V146H139ZM139 147H138V149H139ZM142 147H143V145H142ZM165 147H166V148H165ZM174 147H172V148H174ZM196 147H197V146H196ZM196 147H195V148H196ZM203 147H202V148H203ZM211 147H212L211 151L214 149V147H215V149H216V146L213 147V146L211 145ZM219 147H220V146H219ZM228 147H230L229 144H228ZM256 147H257V145H256ZM59 148H60V147H59ZM124 148H125V147H124ZM129 148H130V147H128L127 151L129 150ZM172 148H170V149H172ZM182 148H183V149H182ZM221 148L223 149L224 147H221ZM221 148H219V149L216 150V151L219 152V150H221ZM257 148H258V147H257ZM260 148H261V147H260ZM53 149H54V148H53ZM92 149H93V148H92ZM97 149H98V148H97ZM97 149H96V150H97ZM103 149H105V148H103ZM230 149L232 150V147H231ZM109 150H110V149H109ZM196 150H197V149H196ZM223 150H224V149H223ZM236 150H237V148H236ZM242 150H244V149L242 148ZM254 150H256V149L254 148ZM258 150H259V149H258ZM258 150H257V151H258ZM9 151H10V150H9ZM70 151H71V150H70ZM90 151H91V150H90ZM93 151H94V149H93ZM93 151H91V152H93ZM100 151H101V154H102L103 151H102V150H100ZM125 151H126V150H125ZM125 151H124V154L126 155L127 151H126V152H125ZM179 151H180V152H179ZM221 151H222V150H221ZM240 151H241V150H240ZM240 151L238 152V150H237V153H240ZM18 152H19V151H18ZM67 152H68V151H67ZM73 152H74V151H73ZM109 152H111V153H109ZM109 152H108V153H109V154H113V156H114V155H117V154L112 153V152H114L113 149L110 150ZM212 152H213V151H212ZM224 152H225V151H224ZM228 152H229V151H228ZM242 152H243V151H241V154H243ZM75 153H76V152H75ZM79 153H80V152H79ZM79 153H78V154H79ZM115 153H116V152H115ZM128 153H129V151H128ZM128 153H127V154H128ZM231 153H232V152H231ZM257 153L259 154V152H257ZM262 153H263V152H262ZM83 154H84V152H83ZM85 154H86V153H85ZM121 154H122V152H121ZM121 154H120L119 157H122V156L124 155V154H123V155L121 156ZM165 154H167V153H165ZM168 154H169V153H168ZM170 154H171V153H170ZM170 154H169V156H170V158H172L173 156L170 155ZM205 154H206V153L204 152L201 156H206V159H207V161L209 162L208 157H210V156L207 157V154H206V155H205ZM208 154H209V152H208ZM79 155H80V154H79ZM99 155H100V154H99ZM103 155H104V153H103ZM118 155H119V153H118ZM128 155H129V154H128ZM133 155L130 154V156H127V155H126V156L129 158V157H131V156H133ZM162 155H160V156H162ZM215 155H216V154L214 153V156H215ZM244 155H247V154H244ZM252 155H253V154H252ZM10 156H11V155H10ZM65 156H66V154H65ZM67 156H68V155H67ZM77 156H78V155H77ZM100 156H101V155H100ZM104 156H105V158H106V154H105ZM157 156H159V155H157ZM165 156H166V155H165ZM165 156L162 158V159L165 160L164 163H165L167 166H172V165H170L171 163H169V161H167L169 165L167 164L166 159H165ZM199 156H200V155H199ZM228 156H230V154H229ZM231 156H233V155H231ZM234 156H235V155H234ZM234 156H233V157H234ZM239 156H240V155H239ZM241 156H242V155H241ZM253 156H255V154H254ZM257 156H259V155H257ZM70 157H71V156H70ZM74 157H75V156H74ZM82 157H83V156H82ZM84 157H86V156H84ZM88 157H89V155H88L86 158H88ZM91 157H92V156H91ZM114 157H115V156H114ZM114 157H113V159H114ZM211 157H212V156H211ZM215 157H216V156H215ZM223 157H224V156L222 155L221 158H223ZM255 157H256V156H255ZM63 158H64V157H63ZM65 158L67 159V158H69V157H65ZM92 158H94V157H92ZM116 158H117V161H116V162L119 161L118 159H121V158H118V156H116ZM116 158L114 159V161H112V160H113L112 158H111L112 160H111V159H109V160H108V159H104V160L107 162V163H106V164H107V165H106V167H107V172H109V173L107 174L106 177H108L107 179H109V175H110V173H111V174H112L111 177H112V179L114 180V181H112V182H115V183L118 184V185H122L123 183H127V184H128L129 182H131V180L133 181L132 178H134V177L132 176L131 171H132V172L136 171L137 167L134 166L135 164H131L132 167L134 166V168H136L135 170H134V168L132 169V167H125V168H123L122 166L120 167L119 165H117V166H118V167H117L116 164H115V160H116ZM123 158L125 159V156H123L122 159H121V161L118 162L117 164H122L121 162L124 160ZM131 158H132V157H131ZM146 158H147V157H146ZM149 158H150V157H149ZM203 158L205 159V157H203ZM212 158H213V157H212ZM217 158L219 159V162L222 161V160H220V159H221V158H220V155H218ZM217 158H216V160H217ZM239 158H240V157H239ZM241 158H242V157H241ZM71 159H72V158H71ZM88 159H89V158H88ZM129 159H130V158H129ZM139 159H140V158H139ZM195 159H194V160H195ZM210 159H211V158H210ZM213 159H214V158H213ZM213 159H212V162L210 161L211 163H213L214 161H216V160L213 161ZM224 159H225V158H224ZM243 159H244V158H243ZM249 159H251V158H249ZM249 159H248V160H249ZM254 159H255V158H254ZM259 159L261 160V157H259ZM259 159H258V160H259ZM94 160H95V158H94ZM104 160H103V161H104ZM107 160H108V161H107ZM110 160H111V161H110ZM135 160H136V161H135V163H136V162L138 161V158L135 159ZM141 160H140V161H141ZM148 160H149V159H148ZM152 160H154V159H152ZM160 160H161V159H160ZM197 160H198V162L200 163V161H199L200 159L198 158ZM238 160H239V159H238ZM241 160H242V159H241ZM241 160H240V161H241ZM248 160H245V159H244V161H245L246 163H247ZM255 160H256V159H255ZM255 160L252 159V161H254V162H255ZM103 161H102V162H103ZM124 161H125V160H124ZM144 161H146V160L144 159ZM156 161H158V160L155 159V160L152 161V162H155V164H157ZM201 161H203V162L201 163V164L203 165V167H204V164H205V166H206L207 164H209L210 167L208 166V168H209L210 170L212 169L211 167H212L213 165L211 166L210 162L208 163V162L205 160L206 163H207V164H206V163H204V160H201ZM217 161H218V160H217ZM225 161H226V159H225ZM228 161H229V160H227V162H228ZM252 161H251V162H252ZM127 162H128V161H127ZM127 162H126V166L130 165V162H131V161H129V164H128ZM158 162H159V161H158ZM160 162H161V161H160ZM160 162H159V163H160ZM198 162H197V163L195 162V164L198 165ZM227 162H226V164H228ZM229 162H230V161H229ZM233 162H234V161H233ZM235 162L237 163L238 161L236 160ZM254 162L251 163V164H252V166H251L252 168H253V166H255L257 163H260V162H258L257 160H256V162H257L256 164H254ZM104 163H105V162H104ZM104 163H103V164H104ZM133 163H134V162H133ZM141 163H143V162H141ZM146 163H147V165H148V168L151 169V167H150L149 164H148V161L145 162V164H146ZM149 163H150V162H149ZM189 163H191V162H190V161H189V162L187 161V164H188V165H189ZM217 163H218V162H217ZM222 163H223V162H222ZM236 163H235V164L232 163L233 166L240 164V163H238V164H236ZM241 163H242V161H241ZM243 163H244V162H243ZM30 164H31V163H30ZM127 164H128V165H127ZM138 164H139V161H138ZM160 164L163 165V166L165 165V164H162V163H160ZM201 164H200V165H201ZM215 164H216V162H215ZM253 164H254V165H253ZM260 164H261V163H260ZM260 164H258V165H256V166L259 167ZM2 165H3V164H1V167H2ZM31 165H32V164H31ZM43 165H44V164H43ZM63 165H64V164H63ZM104 165H105V164H104ZM123 165H124V164H123ZM140 165L142 166V164H140ZM152 165H153V164H152ZM197 165H196V168H197ZM202 165H201V167H202ZM220 165H221V164H220ZM229 165H231V163H230ZM229 165H226V167H227V168H230V167H228ZM240 165H241V164H240ZM243 165H244V164H243ZM243 165H241V167H243ZM246 165H247V164H246ZM246 165H245V166H246ZM248 165H249V162H248ZM8 166H9V164H8ZM66 166H67V165H66ZM75 166H76V165H75ZM138 166H139V165H138ZM141 166H140V168H141ZM157 166H158V165H157ZM198 166H199V165H198ZM214 166H215V165H214ZM238 166H239V165H238ZM256 166H255V167H256ZM76 167H78V166H76ZM79 167H80V166H79ZM79 167H78V168H79ZM81 167H82V166H81ZM81 167H80V168H81ZM84 167H85V166H84ZM145 167H147V166H144L143 168H145ZM152 167H153V166H152ZM201 167H200V168H201ZM203 167H202V168H203ZM219 167H220V166H219ZM219 167H218V169H219ZM224 167H225V166H224ZM226 167H225V169H226ZM239 167H240V166H239ZM260 167H261V166H260ZM260 167H259V169L256 168V170H257V169L259 170V173H258L259 175L261 174V171H260L261 169H260ZM63 168H65V167H62V170H61V168H60V170H61V171H64ZM67 168H68V167H67ZM67 168H66V169H67ZM72 168H73V166H72ZM102 168H103V167H102ZM104 168H105V166H104ZM138 168H139V167H138ZM148 168H145L144 170H146V169H148ZM161 168H163V167H161ZM196 168H195V169H196ZM208 168H207V169H208ZM216 168H217V167H216ZM220 168H221V167H220ZM249 168H250V167H249ZM0 169H1V168H0ZM82 169H85V168L82 167ZM86 169H87V167H86ZM131 169H132V170H131ZM150 169H148V170H149V171L152 170L151 172L146 171V174L148 175V177L146 176L145 172L142 171V175L145 174V175H144V178H149V177L152 178V176H153V174H154V175H155V178L158 179V177H157V175H158L157 171H156L155 169H153V168H152L151 170H150ZM198 169H199V168H198ZM198 169H197V170H198ZM203 169H204V168H203ZM225 169H223V170L225 171ZM234 169H235V168H233L232 170H234ZM236 169L238 170V168H236ZM239 169H240V168H239ZM245 169H246V167H245ZM245 169H244V170H245ZM254 169H255V168H253L252 171H253ZM52 170H53V169H52ZM80 170H81V169H80ZM105 170H106V169H105ZM133 170H134V171H133ZM140 170H142V169H140ZM153 170H154V171H153ZM165 170H166V169H165ZM165 170L163 169V172H162V173H163V176H165V174L168 173V170H166V171H167L166 173L164 172ZM189 170H190V171H189ZM201 170H202V169H199V171H201ZM212 170H213V169H212ZM244 170H243V172H244ZM246 170H247V169H246ZM246 170H245V171H246ZM248 170H249V169H248ZM61 171H59L58 174H59ZM75 171H76V170H75ZM83 171H84V170H83ZM138 171H139V169H138ZM138 171H136V173H137ZM172 171H173V172H172ZM213 171H214V170H213ZM213 171H211V175H212V173L214 174L215 171H214V172H213ZM219 171H220V170H219ZM227 171L229 172L228 169H227ZM230 171H231V170H230ZM238 171L240 172V170H238ZM238 171H235L234 173L237 174ZM64 172H65V171H64ZM71 172H72V171H70V173H71ZM85 172H86V171H85ZM90 172H91V171H90ZM147 172H148L149 174H148ZM160 172H161V170H160ZM169 172H170V171H169ZM222 172H223V171H222ZM232 172H233V171H231L229 174L232 175ZM248 172H251V171H248ZM256 172H257V171H256ZM2 173H3V175H5V174L7 173V170H4V169H3ZM10 173L12 174L11 176L13 177V173H12L11 171H10ZM55 173H56V172H55ZM76 173H77V172H76ZM76 173H75V174H76ZM81 173H84V172H81ZM139 173H140V171H139ZM192 173H193V172H192ZM195 173H196V172L194 171V173H193L194 175L198 174L199 172H197L196 174H195ZM215 173H216V172H215ZM254 173H255V171H254ZM254 173L252 172V173H251V176H249V175H250V173H249L248 177H252V176L254 177V176H255V178H256L258 174L255 173V174H256V175H255ZM60 174H61V173H60ZM77 174H80V173H77ZM84 174H85V173H84ZM93 174H94V173H93ZM156 174H157V175H156ZM160 174H161V173H160ZM193 174H192V175H193ZM223 174H224V172H223ZM223 174H222V176H223L222 178H224V176H225V175H223ZM225 174H226V173H225ZM238 174H241V173H238ZM243 174H244V173H242L241 176H243ZM253 174H254V175H253ZM55 175H57V173H56ZM65 175H66V174H65ZM71 175L74 176V174H71ZM95 175H96V174H95ZM138 175H139V174L137 173L136 176H138ZM140 175H141V174H140ZM140 175H139V177H140ZM186 175H187V173H186ZM188 175H189V174H188ZM188 175H187V176H188ZM209 175H210V174H209ZM233 175H234V174H233ZM246 175H247V174H246ZM5 176H6V175H5ZM81 176H84V175L81 174ZM93 176H94V175H93ZM145 176H146V177H145ZM167 176H168V175H167ZM190 176H191V175H190ZM196 176H197V175H196ZM198 176H197V177H198ZM234 176H235V175H234ZM241 176H239V178H241ZM74 177H75V176H74ZM74 177H73V179H74ZM86 177H87V176H86ZM97 177H98V176H97ZM141 177H143V176H141ZM191 177H193V176H191ZM218 177H219V176H218ZM248 177H247V178H248ZM261 177H264V176H261ZM48 178H52V179H53V176H52V177L50 176V177H48ZM57 178H58V176H57ZM76 178H77V176H76ZM88 178H89V177H88ZM98 178H99V177H98ZM100 178H101V176H100ZM144 178H142V179H144ZM153 178H154V177H153ZM232 178H233V177H232ZM234 178H235V177H234ZM234 178H233V179H234ZM244 178H245V177H244ZM255 178H254V179H255ZM112 179H111V180H112ZM188 179H189V180H188ZM190 179H191V180H190ZM197 179H198V178H197ZM197 179H196V180H197ZM206 179H207V180H206ZM209 179H211L210 176H209ZM215 179H216V180H215ZM249 179H250V178H249ZM57 180H59V178H58ZM79 180H80V179H79ZM79 180H78V178L76 179L77 182H78ZM83 180H84V179H83ZM109 180H110V179H109ZM109 180H108V181H109ZM147 180H148V179H147ZM152 180H153V179H152ZM196 180H195V181H196ZM236 180H237V178L235 179V181H236ZM250 180H251V179H250ZM255 180H256V182H257L258 178H256ZM64 181H65V180H64ZM88 181H89V180H88ZM88 181H86V183H87ZM135 181H137V180H135ZM138 181H139V180H138ZM138 181L136 182V183H137V186H139V185H138ZM149 181H150V180H149ZM149 181H148V182H149ZM208 181H209V180H208ZM237 181H238V180H237ZM246 181H247V179L245 180V182H246ZM50 182H51V184H52V181H51V180H50ZM72 182H73V181H72ZM77 182H76V183H77ZM84 182H85V181H84ZM94 182H95V181H94ZM97 182H98V180L96 181V183H97ZM102 182H103V183H104V182L106 183L107 181H104V180L101 181V185H102ZM139 182H141V181H139ZM197 182H198V181H197ZM200 182H201V183H200ZM219 182L222 183L223 181L220 180ZM224 182H225V181H224ZM224 182H223V183H224ZM240 182H242V180H241ZM248 182H250V181H248ZM248 182H247V183H248ZM256 182H255V183H256ZM261 182H262V181H261ZM263 182H264V181H263ZM67 183H68V182H67ZM81 183H83V182H81ZM90 183H91V181H90ZM96 183H95V184H96ZM136 183L133 184V185H136ZM141 183H142V182H141ZM144 183H145V181H144ZM209 183H211V182H209ZM234 183H235V182H234ZM252 183H253V182H252V180H251V182L248 183V184L251 185ZM54 184H55V183H54ZM57 184H58V183H57ZM109 184H110V183H107V185H109ZM111 184H114V183H111ZM145 184H146V186H145L146 189L143 187V190L145 189V192H144V193H145V195H146L147 182H146ZM237 184H238V183H237ZM245 184H246V183H245ZM245 184H242V183H241V184H238V186H239V185H245ZM55 185H56V184H55ZM60 185H61V184H60ZM73 185H75V184H73ZM92 185H93V183H92ZM104 185H106V184H104ZM118 185H117V187H118L117 189H118V190H121V187H122L123 185H122V186H118ZM125 185H126V184H125ZM143 185H144V184H143ZM148 185H149V183H148ZM224 185H226V184H224ZM230 185H231V183H230ZM234 185H235V184H234ZM234 185H233V186H234ZM254 185L257 186L258 184L256 183V184H253V186H254ZM259 185H260V184H259ZM262 185H264V184H262ZM62 186H64V185H62ZM126 186H127V185H126ZM126 186H125V188H127V190H128V189L131 188L130 186H132V185L129 186L130 188H128V187H126ZM227 186H228V185H227ZM246 186H247V185H246ZM66 187H67V186H66ZM68 187H69V185H68ZM74 187H75V186H74ZM90 187H92L93 189H94V188H97V187H95V186H90ZM102 187H103V186H102ZM102 187H101V188H102ZM107 187H108V186H107ZM107 187H104V190H105V188H107ZM109 187H110V189H111V186H110V185H109ZM119 187H120V188H119ZM140 187L142 188V186H140ZM140 187H139V188H140ZM221 187H222V186H221ZM221 187L218 189V192L220 191V189L223 190ZM225 187H226V186H225ZM228 187H229V186H228ZM241 187H242V186H241ZM112 188H113V187H112ZM133 188H135V187H133ZM137 188H138V187H137ZM137 188H136V189H137ZM256 188H257V187H256ZM262 188H263V187H262ZM41 189H42V188H41ZM62 189H63V190H62ZM62 189H61V190H62V193H63V191H64V187H63ZM102 189H103V188H102ZM110 189H109V190H110ZM115 189H116V186H115ZM207 189H208V188H207ZM216 189H217V188H216ZM225 189H227V188H224V190L221 191V193L219 192V196L225 194V193H223V192L226 191ZM230 189H231V188H230ZM239 189H240V188H239ZM243 189H244V187H243ZM251 189H253V188H251ZM0 190H1V189H0ZM59 190H60V189H59ZM78 190H79V189H78ZM96 190H97V189H96ZM96 190H95V191H96ZM98 190H99V189H98ZM100 190H101V189H100ZM104 190H102V191H104ZM107 190H108V189H107ZM112 190H114V188H113ZM122 190H123V189H122ZM125 190H126V189H125ZM127 190H126V191H127ZM131 190H132V189H131ZM200 190H203V189H200ZM214 190H215V189H214ZM214 190H213V192L211 191L212 193L210 192V194H209V196H208V200H209V197L211 198V194H213V193H215V195L218 196V193H216L217 191H214ZM232 190L234 191V189H232ZM232 190H231V191H232ZM241 190H242V189H241ZM42 191H43V190H42ZM50 191H51V193L53 194V197L56 198V200H57V198H58L59 200H62V197H63V196H61L58 192H56V189H52V188H51ZM133 191H134V190H133ZM233 191H232V192H233ZM243 191H244V190H243ZM251 191H253V190H251ZM255 191H256V189H255ZM1 192H2V191H1ZM40 192H41V191H40ZM100 192H101V191H100ZM104 192H105V191H104ZM136 192L138 193V191H136ZM140 192H141V191H140ZM140 192H139V193H140ZM203 192H206V191H203ZM203 192L201 191V193H203ZM234 192H235V191H234ZM248 192H249V191H248ZM253 192H254V191H253ZM260 192H261V191H259V189H258V193L262 195L263 192H262V193H260ZM51 193H50V195H51ZM68 193H69V192H68ZM71 193H72V192H71ZM71 193H70V194H71ZM89 193H90V192H89ZM97 193H99V192H97ZM111 193H112V196H115L114 194H115V193L117 194V191H116L115 193H114V192H111ZM113 193H114V194H113ZM126 193H127L126 196H128V194H129V197H128V198H130V193H129V191H127ZM133 193H134V192H133ZM208 193H209V192H206L207 195H208ZM222 193H223V194H222ZM227 193H228V192L226 191V195H227ZM242 193L244 194V192H242ZM246 193H247V192H246ZM0 194H1V193H0ZM19 194H20V193H19ZM43 194H44V192H43ZM70 194H68V195H70ZM95 194H96V193H95ZM118 194H119V193H118ZM140 194H143V192L140 193ZM199 194H200V193H199ZM206 194L203 193V194H202V195H204L203 197H205ZM220 194H221V195H220ZM236 194H237V192H236ZM249 194H250V192H249ZM45 195H46V194H45ZM48 195H49V194H48ZM88 195H89V194H88ZM98 195H99V194H98ZM100 195H101V194H100ZM119 195H120V194H119ZM134 195H135V194H134ZM143 195H144V194H143ZM226 195H224V196L227 197ZM238 195H240V197H242V198H241L242 200L247 199V196H248V194H244V195H246V196H244V199H243V196H241V194H238ZM257 195H258V194H257ZM82 196H83V195H82ZM89 196H90V199H91V200L94 199V196H93L92 194H90ZM102 196H103V195H102ZM112 196H110V195L108 194V196L106 197L109 203H110V201H111V197H112ZM120 196H122V194H121ZM141 196H142V195H141ZM149 196L151 197V194H150ZM216 196H215V197H216ZM250 196L252 197V195H250ZM85 197H86V196H85ZM133 197H134V196H133ZM143 197L146 198V196H143ZM147 197H148V196H147ZM155 197H154V198H155ZM225 197H224V198H225ZM233 197H234V196H233ZM240 197H238L237 199H240ZM245 197H246V198H245ZM67 198H68V197H67ZM80 198H81V197H80ZM87 198H88V197H87ZM87 198H86V199H87ZM99 198H100V197H99ZM101 198H102V197H101ZM103 198H104V197H103ZM116 198H117V197H116ZM121 198H122V197H121ZM131 198H132V197H131ZM131 198H130V199H131ZM148 198H149V197H148ZM151 198H153V197H151ZM151 198H150V199H151ZM164 198H165V197H164ZM167 198H168V197H167ZM200 198H201V197H200ZM206 198H207V197H206ZM216 198H217V197H216ZM224 198H223V199H224ZM231 198H232V197H228V199H231ZM235 198H236V196H235ZM254 198H255V197H254ZM256 198H257V197H256ZM262 198H264V196H262ZM114 199H115V198H114ZM117 199H119V197H118ZM137 199H138V198H137ZM137 199H136V201H137ZM198 199H199V198H198ZM201 199H202V198H201ZM201 199H200V201H201ZM204 199H205V198H204ZM220 199H221V198H220ZM220 199H219V201H220ZM223 199H222L221 201H226V199H224V200H223ZM241 199H240V200H241ZM257 199H258V198H257ZM259 199H260V198H259ZM64 200H65V199H64ZM79 200H80V199H79ZM101 200H102V199H101ZM119 200H120V202L123 201V200L121 201V199H119ZM138 200H139V199H138ZM208 200H207V202H208ZM210 200H211V199H210ZM232 200H233V199H232ZM250 200H251V199H250ZM252 200H253V198H252ZM260 200H261V199H260ZM262 200H263V199H262ZM4 201H5V198H4ZM6 201H7V200H6ZM53 201H54V200H53ZM103 201H104V200H103ZM113 201H115V200H113ZM131 201H132V203H136V201L134 202L133 199H131ZM202 201H203V199H202ZM205 201H206V199H205ZM72 202H73V201H72ZM75 202H76V201H75ZM83 202H85V201H83ZM116 202H117V201H116ZM127 202H128V200H127ZM129 202H130V200H129ZM216 202H217V203H215V201L213 202V201L211 200V203H212V204H213V203L218 204V199H217ZM226 202H227V201H226ZM226 202H224V204H223V202H222V204H223V209H222L221 211L224 210V206L226 205V204H225ZM245 202L247 203L248 201L245 200ZM251 202H253V201H251ZM254 202H255V201H254ZM79 203H80V202H79ZM92 203H93V202H92ZM109 203H107V204H109ZM122 203H123V202H122ZM137 203L139 204V206L142 207V204L140 205V201L137 202ZM143 203H144V202H143ZM203 203H205V202H203ZM203 203L201 204V208H202V206H203ZM211 203H208V204L210 205ZM237 203H239V202H237ZM246 203H244V204H246ZM255 203H256V202H255ZM255 203H254V204H255ZM263 203H264V202H263ZM0 204H1V203H0ZM4 204H7V205H9V206H12V204H10L9 202H5ZM17 204H19V205H28V204H27L26 202H24V201H22V202H19V201H18ZM93 204H94V203H93ZM107 204H106V205H107ZM112 204H113V203H111L110 205H112ZM120 204H121V203H120ZM127 204H128V203H127ZM130 204H131V203H130ZM130 204H128V207H129V208H130V206L132 205V204H131V205H130ZM138 204H137V205H138ZM148 204H149V203H148ZM150 204L153 205L154 203H150ZM208 204L205 203V205H208ZM229 204H230V203H229ZM251 204H252V203H251ZM251 204H250V205H251ZM74 205H75V204H74ZM80 205H82V204H80ZM85 205H86V204H85ZM114 205H115V204H114ZM121 205H122V204H121ZM135 205H136V204H135ZM135 205L133 204L131 207H133V206H135ZM152 205H149V206L152 207ZM198 205H199V207H200V204H198ZM218 205H220V203H219ZM218 205H217V206H218ZM231 205H232V203H231ZM240 205H242V203H241ZM86 206H87V205H86ZM157 206H156V207H157ZM229 206H230V205H229ZM233 206H234V203H233ZM238 206H239V205H238ZM247 206H248V205H247ZM247 206H246V207H247ZM251 206H252V205H251ZM254 206H255V205H253V207H251V208H254ZM262 206H263V205H262ZM4 207H5V206H4ZM4 207H3V208H4ZM12 207H13V206H12ZM66 207H67V206H66ZM103 207H105V206H103ZM106 207H108V206H106ZM116 207H117V206H116ZM141 207H138V208H141ZM150 207H149V208H150ZM156 207H154V208L157 209ZM210 207H211V206H210ZM246 207H245V210H246ZM28 208H30V207H28ZM62 208H63V207H62ZM124 208H125V207H124ZM126 208H127V207H126ZM126 208H125V209H126ZM129 208H128V209H129ZM136 208H137V207H136ZM138 208H137V209H138ZM145 208L147 209V206H145ZM145 208H143V209H145ZM154 208H153V209H154ZM201 208H200V210L198 209L200 212H201ZM206 208H207V207H206ZM206 208H205V206H204V208H202V211H203V209H206ZM208 208H209V207H208ZM208 208H207V210H208ZM213 208L216 209V207H214V205H213ZM218 208L220 209V206H219ZM221 208H222V207H221ZM230 208H231V210L233 211L234 208H232L231 206H230ZM230 208L227 209V211L230 210ZM240 208H243V206L240 207ZM240 208H239L238 210H240ZM255 208H257V207H255ZM258 208H259V207H258ZM56 209H57V208H56ZM58 209H59V208H58ZM76 209H77V208H76ZM81 209H82V208H79L78 210H81ZM87 209H88V207H87ZM87 209H84V210L87 211ZM117 209H118V208H114V207H113L112 210H111V212L113 213V216L115 215L116 217H118L119 219H121L119 222L117 221L118 218H117V220H116V222L120 223V222L122 221V218H123V217H124V219L126 218L125 215H124V211H125V210L123 211V214H122V213H120L119 210H117ZM119 209H120V208H119ZM132 209H133V208H132ZM155 209H154V210H155ZM209 209H210V208H209ZM89 210H90V209H89ZM91 210H92V209H91ZM133 210H134V209H133ZM151 210H152V209H151ZM151 210H150V211H151ZM170 210H169V211H170ZM207 210H205V211H207ZM217 210H218V209H217ZM249 210H250V209H249ZM253 210H256V209H253ZM253 210H252V211H253ZM56 211L58 212V210H56ZM65 211H67V210H65ZM135 211H136V210H135ZM135 211H134V212H135ZM158 211H159V209H158ZM163 211H162V212L160 211V212L163 213ZM169 211H168V212H169ZM195 211H197V210H195ZM224 211H225V213L227 214L226 208H225ZM224 211H223V213H224ZM236 211H237V210H235L234 212H236ZM240 211H241V210H240ZM257 211H258V210H257ZM259 211H260V210H259ZM127 212H128V211H127ZM129 212H131V211H129ZM155 212H156V210L154 211V213H155ZM168 212H167V213H168ZM200 212H199V213H200ZM214 212H215V210H214L213 212H212V210H211L212 215H214V214H213ZM229 212H230V211H229ZM229 212H228V213H229ZM242 212H243V211H242ZM244 212H245V211H244ZM244 212H243V213H244ZM7 213H8V211H6V209H5V212H3L2 215L7 216ZM73 213H74V212H73ZM75 213H77V212H75ZM78 213H79V212H78ZM80 213H81V211H80ZM99 213H100V212H98L97 210H94V209L90 212V214H99ZM131 213H132V212H131ZM137 213L139 214V211H137ZM140 213H141V212H140ZM152 213H153V211H152ZM152 213H151V214H152ZM154 213H153V214H154ZM161 213H160V215H161ZM167 213H166V214H167ZM186 213H187V214H186ZM199 213H197V214H199ZM204 213H206V212H204ZM255 213H256V212H255ZM258 213H259V212H258ZM8 214H10V213H8ZM57 214L60 215L61 213H57ZM57 214H56V217H57ZM66 214H67V212H66ZM68 214H70V213H68ZM84 214H87V213H84V211H83V214H82V215H84ZM133 214H134V213H133ZM141 214H142V213H141ZM143 214H144V213H143ZM147 214H148V213H147ZM166 214H164V215H166ZM168 214H170V213H168ZM232 214H233V213H232ZM240 214H242V213L240 212ZM250 214H253V213H250ZM261 214H262V213H261ZM261 214H260L259 217H261ZM11 215H12V214H10V216H11ZM22 215H23V214H22ZM53 215H54V213H53ZM59 215H58V216H59ZM62 215H63V214H62ZM103 215H104V214H103ZM128 215H129V214H128ZM155 215H156V214H155ZM204 215H205V214H204ZM206 215H210V214L207 213ZM236 215H238V214H235V216H236ZM243 215H245V214H243ZM248 215H249V214H248ZM258 215H259V214H258ZM10 216H7V217H8L9 219H12V217L10 218ZM12 216H13V215H12ZM80 216H81V215H80ZM99 216H101V215H99ZM109 216L111 217V215H109ZM109 216H108V217H109ZM130 216H131V215H129V217H130ZM135 216H136V215H134V217H135ZM146 216H148V215H146ZM152 216L154 217V215H152ZM167 216H168V215H167ZM210 216H211V215H210ZM210 216H208V217H210ZM222 216H223V215H222ZM227 216H228V215H227ZM245 216H246V215H245ZM249 216H250V215H249ZM256 216H257V215H256ZM2 217H3V216H2ZM54 217H55V215L53 216V218H54ZM94 217H95V216H94ZM116 217H114V218H116ZM165 217H166V216H165ZM188 217H190V216H188ZM188 217H187V218H188ZM196 217H197V216H195L194 218L196 219ZM0 218H1V217H0ZM3 218H4V217H3ZM24 218H25V216H24ZM36 218H37V217H36ZM61 218H63V216H62ZM89 218H90V219H91V218L93 219V217H91V216H89ZM89 218H88V219H89ZM104 218H106V216H105ZM140 218H142V217L140 216ZM143 218H144V217H143ZM148 218H149V217H148ZM148 218H147V219H148ZM166 218H167V217H166ZM169 218H170V217H169ZM172 218H171V220L173 221ZM204 218H205V216H204ZM1 219H2V218H1ZM28 219H29V218H28ZM55 219H56V218H55ZM109 219H113V218H109ZM161 219H162V215H161ZM167 219H168V218H167ZM195 219H194V220H195ZM198 219H199V218H198ZM207 219H208V218H206V221H207ZM3 220H4V219H3ZM3 220H2V221H3ZM21 220H22V218H21ZM31 220H32V219H31ZM31 220H30V221H31ZM36 220H37V219H36ZM38 220H39V219H38ZM44 220H45V219H44ZM56 220H57V219H56ZM59 220H60V219H59ZM102 220H103V218H102ZM142 220H143V219H142ZM144 220H145V219H144ZM144 220H143V221H144ZM188 220L193 221V220L190 219V218H188ZM188 220H187V221H188ZM199 220H200V222H201V221L203 220V217H201V219H199ZM209 220H210V219H209ZM17 221H18V220H17ZM78 221H80V219H78ZM97 221H98V219H97ZM123 221H124V220H123ZM126 221H128V220L126 219L125 222H126ZM145 221L147 222V220H145ZM145 221H144V223H145ZM162 221H163V220H162ZM167 221H168V220H167ZM172 221H168V222H166V223H167V224H170L169 222H171V224H173L175 221H173V223H172ZM197 221H198V220H197ZM204 221H205V220H204ZM0 222H1V221H0ZM27 222H29V220H28ZM133 222H134V221H133ZM133 222H132V223H133ZM151 222H152V221H151ZM153 222H154V221H153ZM182 222H183V221H182ZM185 222H186V221H185ZM200 222H199V223H200ZM208 222H209V221H208ZM3 223L5 224V220H4ZM30 223H31V222H30ZM30 223H29V224H30ZM66 223H67V222H66ZM71 223H72V222H71ZM80 223H81V222H80ZM80 223H79V224H80ZM122 223H124V222H122ZM142 223H143V222H142ZM144 223H143V224H144ZM147 223H148V222H147ZM188 223H189V222H188ZM188 223L186 222V224H188ZM199 223H198V224H199ZM204 223H205V222H203L202 224L204 225ZM4 224H3V225H4ZM29 224L27 223V228H26V229H28V225H29ZM138 224H139V223H138ZM161 224H162V223H161ZM174 224H177V222H175ZM174 224H173V225H174ZM179 224H180V223H179ZM179 224H177V225L179 226ZM192 224H194V221H193ZM202 224H200V225H202ZM9 225H11V224L9 223ZM126 225H127V224H126ZM133 225H134V227H135V226L137 225V223H136V225H135V224H133ZM141 225H142V224H141ZM144 225L146 226V224H144ZM151 225H152V224H151ZM177 225H176V228H177ZM181 225H182V224H181ZM190 225H191V224H190ZM190 225H189V224L187 225L188 228H190V227H189ZM205 225H206V224H205ZM208 225H210V224H208ZM123 226L126 227L125 224H123ZM123 226H122V227H123ZM148 226H149V225L147 224L146 227H148ZM170 226H171V225H170ZM185 226H186V225H185ZM195 226H196V225H195ZM249 226H250V225H249ZM8 227H9V226H8ZM12 227H13V226H12ZM14 227H15V226H14ZM16 227H19V226H16ZM16 227H15V228H16ZM22 227H23V226H22ZM35 227H36V226H35ZM45 227H46V226H45ZM61 227H62V226H61ZM82 227H83V226H82ZM118 227H119V226H118ZM118 227H117V228H118ZM120 227H121V226H120ZM141 227H142V226H141ZM141 227H140V228H141ZM152 227H153V226H152ZM163 227H165V226H163V224H162V228H163ZM166 227H167V226H166ZM166 227H165V228H166ZM172 227H173V226H172ZM180 227H181V226H180ZM180 227H178L177 229H178V230H181ZM192 227H193V228H196V229H197V227H199V229H200V228H203V226H197V227H194V225H193ZM192 227H191V228H192ZM29 228H30V225H29ZM80 228H81V227H80ZM84 228H85V227H84ZM84 228H83V230H84ZM86 228H87V227H86ZM110 228H111V227H110ZM112 228H113V227H112ZM112 228H111V231H112ZM140 228L138 227V229H140ZM154 228H155V225H154ZM154 228H152V229L154 230ZM156 228H157L156 230H158V227H156ZM168 228H169V226H168ZM182 228H183V226H182ZM184 228H185V227H184ZM188 228H187V229H188ZM193 228H192V229H193ZM204 228H205V227H204ZM253 228H254V227H253ZM32 229H33V228H32ZM118 229H119V228H118ZM127 229H128V226H127ZM146 229H147V228H146ZM152 229L149 227V232H150V230H152ZM160 229H161V228H160ZM160 229H159L157 232H159ZM174 229H175V228H174ZM185 229H186V228H185ZM196 229H193L194 232H196ZM240 229H241V228H240ZM12 230H13V229H12ZM21 230H22V228H21ZM21 230H20V228H19V231H21ZM57 230H59V229H57ZM57 230H56V231H57ZM143 230H144V229H140V231H143ZM153 230H152V231H153ZM163 230H164V229H163ZM189 230H190V229H189ZM200 230H201V229H200ZM253 230H254V229H253ZM17 231H18V229H17ZM19 231H18V232H19ZM28 231H29V230H28ZM71 231H73V230H71ZM74 231H75V230H74ZM117 231H118V230H117ZM123 231H124V230H123ZM135 231H136V230H134V232H135ZM147 231H148V230H147ZM154 231H155V230H154ZM161 231H162V230H161ZM166 231H167V229H166ZM168 231H169V232H170V231H173V228L170 229V230H168ZM168 231H167V232H168ZM175 231H176V229H175ZM186 231H187V233H186V234H187V237H188V238L191 237L192 235H189V236H188V233H189L188 230H186ZM198 231H199V230H198ZM202 231H203V230H202ZM202 231H199V232L202 234ZM12 232H13V231H12ZM44 232H45V231H44ZM82 232H83V231H82ZM100 232H101V231H100ZM112 232H113V231H112ZM115 232H116V231H115ZM128 232H129V231H127V233H128ZM144 232H145V231H144ZM169 232H168L167 234H169ZM177 232H179V231H177ZM181 232H182V231H181ZM190 232H191V231H190ZM199 232H198V233H199ZM205 232H206V231L204 230V233H205ZM21 233H23V232H20V235H21ZM26 233H27V232H26ZM29 233H30V232H29ZM42 233H43V232H42ZM163 233H164V231H163ZM170 233L172 234V232H170ZM173 233H174V231H173ZM175 233H176V232H175ZM175 233H174V235L172 234L174 237H172L171 234L169 235V238H168V236H167L168 240L176 239V238H175V236H176ZM184 233H185V230H184ZM23 234H25V233H23ZM33 234H34V233H33ZM33 234H32V236H34ZM56 234H57V233H56ZM58 234H59V233H58ZM62 234H63V233H62ZM122 234H124V233H122ZM136 234H137V233H136ZM140 234H141V233H140ZM144 234H145V233H142L141 235L145 236ZM149 234H150V233H149ZM159 234H160V233H159ZM159 234L157 233V235H159ZM161 234H162V232H161ZM161 234H160V235H161ZM167 234H165V235H167ZM176 234H177V233H176ZM179 234L181 235L180 232H179ZM179 234H177V235H179ZM189 234H190V233H189ZM195 234H196V233H195ZM207 234H208V233H207ZM29 235H30V234H29ZM46 235H47V234H46ZM54 235H55V233H54ZM73 235H75V234H73ZM151 235H153V234H151ZM151 235H150V236H151ZM160 235H159V236H160ZM165 235H164V236H165ZM197 235H198V234H197ZM197 235H196V236H197ZM38 236H39V235H38ZM49 236L51 237V234H49ZM76 236H77V235H76ZM122 236H123V235H122ZM125 236H126V234L123 236V239H124ZM130 236H131V235H130ZM136 236H137V235H136ZM147 236H148V234H147ZM161 236H162V235H161ZM170 236H171L172 238H171ZM182 236H183V235H182ZM248 236H249V235H248ZM28 237H30V236H28ZM46 237H47V236H46ZM55 237H56V236H55ZM176 237H177V236H176ZM184 237H186V236L184 235ZM192 237L194 238V236H192ZM192 237H191V239H193ZM199 237H201V236H199ZM207 237H208V236H207ZM24 238H25V237H24ZM33 238H34V237H33ZM39 238H40V237H39ZM39 238H38V240L40 241ZM42 238H43V237H42ZM52 238H53V236H52ZM64 238H65V237H64ZM126 238H127V237H126ZM130 238H131V237H130ZM146 238H147V237H146ZM148 238H149V237H148ZM151 238H152V237H150V239H151ZM155 238H156V236H155ZM155 238H154V239H155ZM167 238H166V239H167ZM170 238H171V239H170ZM236 238H237V237H236ZM131 239H132V238H131ZM137 239H138V238H137ZM150 239H149V240H150ZM163 239H164V237H163ZM166 239H165L163 242L167 241ZM201 239H202V238H199L198 240L201 241ZM207 239H208V238H207ZM207 239H206V240H207ZM237 239H238V238H237ZM22 240H23V239H22ZM29 240H30V239H28V242H30ZM58 240H59V239H58ZM126 240H127V239H126ZM151 240H153V238H152ZM159 240H161V238H159ZM178 240H179V238H178ZM189 240H190V238H189ZM189 240H188V242H189ZM195 240L197 241V239H195ZM202 240H203V239H202ZM212 240H213V239H212ZM39 241H38V243H36V244L40 245V244H39ZM64 241H65V240H64ZM124 241H125V240H124ZM132 241H133V240H129V242H131V243H132ZM144 241H145V240H144ZM144 241H143V242H144ZM147 241H148V239H147ZM180 241H181V240H180ZM184 241H185V240H184ZM184 241L181 242V244L184 243ZM193 241H194V240H193ZM199 241H197L198 243H197V242H196V243L199 244ZM26 242H27V240H26ZM28 242H27L26 244H28ZM31 242H32V241H31ZM36 242H37V241H36ZM44 242H45V241H44ZM48 242H49V241H48ZM65 242H66V241H65ZM118 242H119V241H118ZM126 242H127V241H125L124 243H126ZM129 242H127V243H126L125 245H123V246H127V245L129 244ZM133 242L135 243L136 241H133ZM175 242H178V241H175ZM188 242H187V243H188ZM49 243H50V242H49ZM114 243H115V242H114ZM122 243H123V242H122ZM144 243H145V242H144ZM160 243H161V242H160ZM167 243H168V242H167ZM169 243H170V241H169ZM179 243H180V242H179ZM185 243H186V242H185ZM15 244H16V243H15ZM15 244H14V245H15ZM51 244H52V242H51ZM135 244H137V243H135ZM146 244H147V243H146ZM146 244H145V245H146ZM172 244H173V243H172ZM175 244H176V243H175ZM197 244H195V246H196ZM14 245H12V246H14ZM16 245H17V244H16ZM20 245H21V244H20ZM24 245H25V240H24ZM24 245H23V246H24ZM38 245H37V247H38ZM121 245H122V244H121ZM145 245H144V246H145ZM147 245H149V244H147ZM147 245H146V246H147ZM169 245H170V244H169ZM186 245H187V244H186ZM190 245H191V242H190ZM200 245H201V243H200ZM12 246H11V247H12ZM17 246H18V245H17ZM23 246H22V247H23ZM25 246H26V245H25ZM35 246H36V245H35ZM129 246H130V245H129ZM141 246H142V244H141ZM173 246H174V245H173ZM179 246H180V244H179ZM14 247H15V246H14ZM14 247H13V248H14ZM31 247H32V246H31ZM31 247H30V248H31ZM118 247H119V246H118ZM120 247H122V246H120ZM139 247H140V246H139ZM180 247H182V246H180ZM191 247H192L191 249H193V244H192ZM200 247H201V246H200ZM0 248H1V246H0ZM18 248H19V247H18ZM46 248H47V247H46ZM48 248H49V247H48ZM122 248H123V247H122ZM128 248H129V247H128ZM130 248L133 249V248H134V245L132 244V245L130 246ZM144 248H145V247H144ZM146 248H147V247H146ZM166 248H167V247H166ZM166 248H165V250L163 249L165 252H167V251H166ZM173 248H174V247H172V250H173ZM175 248H176V247H175ZM177 248H178V247H177ZM194 248H197V247H194ZM198 248H199V247H198ZM205 248H206V247H205ZM210 248H211V247H210ZM210 248H208V249H210ZM259 248H260V247H259ZM55 249H56V248H55ZM119 249H120V248H119ZM186 249H188V248L186 247ZM200 249H201V248H200ZM14 250H15V249H14ZM31 250L33 251V249H31ZM110 250H111V248H110ZM124 250H125V249H124ZM136 250H137V249H136ZM150 250H151V249H150ZM174 250H178V249H174ZM182 250H183V249H182ZM111 251H112V250H111ZM122 251H123V250H122ZM143 251H144V250H143ZM151 251H152V250H151ZM161 251H162V250H161ZM169 251H170V250H169ZM179 251H180V250H179ZM190 251H191V250H190ZM190 251H189V249H188L187 252H190ZM196 251H197V250H196ZM196 251L194 252V254L197 253V254H195V255L198 256V253H199L201 250H200L199 252H196ZM119 252H120V251H119ZM170 252H171V251H170ZM173 252H175V251H173ZM173 252H172V253H173ZM192 252H193V251H192ZM24 253H25V252H24ZM109 253H110V252H109ZM113 253H114V252H113ZM116 253H117V252H116ZM120 253H121V252H120ZM124 253H125V252H124ZM139 253H141V252H139ZM190 253H191V252H190ZM26 254H27V253H26ZM49 254H50V253H49ZM117 254H118V253H117ZM180 254H181V258L183 259V257H182V253H180ZM184 254H185V253H183V255H184ZM199 254H200V253H199ZM203 254H204V253H203ZM212 254H213V253H212ZM27 255H29V254H27ZM54 255H55V254H54ZM167 255H168V252H167ZM191 255H192V253H191ZM191 255H190V259H191V257L193 256V255H192V256H191ZM39 256H40V255H39ZM110 256H111V255H110ZM115 256H116V254H115ZM115 256H114V257H115ZM141 256H142V254H141ZM179 256H180V255L176 254V258L178 257V259H179ZM196 256H195V257H196ZM10 257H11V256H10ZM37 257H38V256H37ZM62 257H63V256H62ZM166 257H167V256H166ZM174 257H175V256H174ZM174 257L171 256L172 259H174ZM199 257H200V256H199ZM168 258H169V257H168ZM184 258H185V257H184ZM187 258H188V257H187ZM187 258H185V259H183V260H186ZM202 258H203V257H202ZM261 258H262V257H261ZM26 259H28V258H26ZM169 259H170V258H169ZM178 259H177V262H178ZM193 259H194V258H193ZM193 259H192V260H193ZM188 260H189V259H188ZM199 260H200V259H199ZM262 260H263V259H262ZM174 261L176 262V260H174ZM200 261H202V260H200ZM55 262H56V260H55ZM177 262H176V263H177ZM183 262H184V261H183ZM187 262H190V261H187ZM223 262H224V261H223ZM36 263H37V262H36ZM116 263H117V262H116ZM118 263H119V262H118ZM118 263H117V264H118ZM176 263H175V264H176ZM193 263H196V260H195V262L193 261ZM4 264H5V263H4ZM54 264H55V263H54ZM196 264H197V263H196ZM198 264H199V262H198Z\"/></svg>",
    "mask_w": 264,
    "mask_h": 264
}]
</instances>
